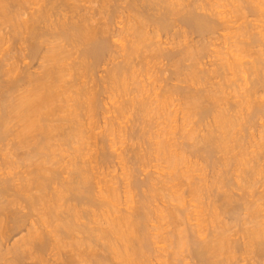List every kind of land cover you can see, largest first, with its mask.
Returning <instances> with one entry per match:
<instances>
[{
	"label": "bare ground",
	"instance_id": "1",
	"mask_svg": "<svg viewBox=\"0 0 264 264\" xmlns=\"http://www.w3.org/2000/svg\"><path fill=\"white\" fill-rule=\"evenodd\" d=\"M9 1L10 0H8V1L7 0H0V18L1 17L3 19L5 18L4 21L12 19L15 22V23H11V26H14V27H12V28H14V30L11 27H8L7 30H5L6 28L4 29V26L0 27L1 28L0 29V51H2V53L0 54V145L4 144L3 146H5V148L10 146V148L8 149L10 151V154H12L11 153L12 150H10V149H13V151H12L13 154L15 153V151L17 154V149H18V147H20L21 151H23V150L25 151V152L23 151L25 155L23 154V152H21V155L23 154L24 157L27 156V158L26 157L25 158L20 157V158L29 159V161H30L31 160L30 158H32L34 160V158L36 159L39 157L40 161L38 160L39 163L35 162L36 166L34 165L35 166L34 170H31L30 169L31 167H30L29 169L23 170L24 172L22 170H21L22 172L21 171H14L13 172L11 170H6V167L3 170L0 167V258H2V259L5 258V260L7 261V263L5 262L6 264H20V263L23 264L22 261H24L26 259H29V262H27L26 264H80L81 261H83V260L85 261L87 259H88L87 263L89 260H91V262L89 261V264H91L93 261L95 264H102V263H105V261L109 263V261H107L108 260L107 257L109 256L110 257L109 260H111L112 262H114V261L111 258H114V259L116 258L115 260L117 261V259H119V260H121V263L123 262L125 264H138V263H140V261L143 262V260L145 261V259L147 261L150 258L151 251H153L154 249L155 250L157 249L155 238H157L158 236H160V237L162 236L161 234H158L159 232H157L155 230L156 228L160 227L158 224L155 225L156 223L153 224L154 220L152 219V217H153V215H155L154 216L155 218L156 217L159 218V220H157L158 218L156 219L157 221L160 222L163 219L164 223H165V219H167L166 223L168 225H171V227H173L172 228L173 231L170 230L171 231L170 235L164 234V236L169 235V237H173V239L171 238L172 240L170 239V242L168 241L169 243H166V244H168V246H169L170 244L174 243V245L176 247L183 248V251H184V249H186V251L188 250L190 253H187V255L191 254L190 257L193 256V258L196 259L195 261H197L198 264H226V263H228L227 261L230 262L228 264H236V263L231 262V261H233V259L231 260V258H233V254H234L233 251L234 250L237 251L238 250L237 248H240V247L242 249V247L244 248L245 246L246 247L244 249L246 252L247 251L253 252L254 254L257 255V258L259 257L258 259L260 262L259 261H258V263L255 262L256 264H259V263L261 264V262H264V208L261 207L263 201L260 203L256 201V200H258V201L262 200L263 199L262 196L264 194L262 195L261 193H258V191L254 192L255 191L254 190L255 188L253 187L254 185L251 187L249 186L250 185L248 182L249 180L248 181L246 180L249 178L246 177V179H245V176L248 173L245 174V176H243L244 178L242 177L243 179L241 178L243 180L242 182L245 183V184H241V185H245V186H246V184H249V185L245 187L246 188L245 190L243 187L239 186L241 189L243 188L244 192L242 191L243 193L239 194L240 196H238L234 192V195L236 194V196H238V197L233 196V194H232L233 190L231 192L230 188L228 190V187H227L225 190L229 191L231 194L224 191V189L220 186L221 190L223 189V192L220 190L221 198L223 200V203H222L223 205L222 206H220V205L214 206L212 204L213 205V207L211 209L212 211L210 210L211 212H209V213H211L210 221L213 222L214 220L217 219L215 221L217 223H215V222L213 223L215 225H213L211 227V228H213V229H210L211 232H209V230L207 232L205 230L206 228H204L203 224H202V226L204 229L202 228V230H201V226H200L201 222L202 223L206 222V221H201L200 220L201 218L198 219L199 217H197L198 220L195 223L194 222L192 223L191 220L189 219L190 216H188V215H190V214H187L188 209H186V207H187V205L185 204L186 200L185 201L183 200L184 202L182 201V199L184 198V197L182 198V196H184V194H183V189L181 191L180 190L181 188L178 185L181 182V180H180V182L178 181V177H179V179H181L180 177H183V179L187 180L190 177L189 176V172H190L189 167L190 166L188 167L186 165V169L188 167V170H186L184 167L179 166L181 161L184 160L183 159L184 158L183 152L181 154L180 152H178L179 150L177 151V149H176V151H177L176 152L174 149H172V148H174L173 145L171 146V144L169 143L170 141H168L169 139L171 141L173 139V137H171V136L169 138L168 135L172 134L170 132L172 131V129H174V126H171L173 128L170 127L171 130H169V128L161 127V125H160L159 128H161V129H159L158 132H155L156 136L159 137L160 139L157 138V140L154 142L155 144L152 143V144H154L153 148L155 150V152H153V153H156V156L158 155L157 158L159 156H161V158H163V160L161 159L162 162L165 163L164 164L162 162H159V165L161 164L164 167L166 166V168H168V169L165 168L164 170L162 169L161 170L162 172H160L161 174L159 176L164 175L166 172L164 173L163 171L168 170L167 171L168 173H166V175H165V177L168 176L167 180L165 178H162V179H165V181H164V183H162V185H161V183L158 184V186H156V183H154L152 181V179L148 180L147 183H143L142 178H141L142 182H139L140 179H138V178L137 179L139 181H135L134 183L131 181L132 182L131 188H133V189L136 188V190H138L140 188L139 190H141V189L143 190L145 187H147V188H145L147 193H145V192L143 193L141 190L140 192H142V193L137 195L138 199L136 198L137 203L135 204L133 201L134 199L132 200V198H130L133 202H130L131 204L126 203L128 206L125 209L121 208L122 206L120 204L124 201H122L120 203L121 200H119L120 197H119V193H118L120 191H117L118 189L116 188L117 187L116 183H114L116 185L115 187H113L114 184L112 186L109 185L110 183L108 184L107 181L109 179H110V181H112L111 178H108V180H107V178L105 180H102L103 178L101 177L102 179H100V177H99L100 175L98 173L97 174H98L99 179H97L95 176L96 172L98 171V170H96L97 166L95 168L94 165H92L90 163L88 164V162L90 160H88L86 162L87 165H90V166H85L86 164H85L84 160H82L80 158H78V160L76 159L77 161H79V159H80L79 163H82V161H83L84 164L82 163L81 166H79L80 164L77 165V163H74V164H76L74 166L69 165L70 167H72V166L73 167L70 170L68 169L69 170V171H67L68 173H65V174H68V175L70 174V176L65 178V181H63L64 175L62 176L63 177L62 178L61 175L63 173L60 174V171H59L63 167L61 169H59V167H61L59 165H58L59 166L58 168L56 166L54 167L51 164L49 165V162H47V160H52V159H49V157H51V156H49L48 152L44 151L46 149H49V150L51 149L49 147L52 146L50 143L53 140L52 138L56 137V141H57V139L59 141V138L62 139V141H68V140H71L73 138L76 141V139H75L76 136L78 138H80V137L82 138V136H84L83 135L85 132L84 130H86L88 128L84 129L82 126V123H81L82 121H80L82 118V117H80V115H81L80 110H82V112L84 110L86 114L88 113V115L89 114L91 115L94 107L96 108L97 104L100 103V102H98L96 104L94 102L96 100L94 98V96L99 94V93H97V94L94 93L95 95L90 94V92H88V90H85V89H87V86L83 88V86L81 84H80V88H78L79 87L78 84H77L78 87L74 86V83L78 80V78L76 79V81L73 80L76 77H78V75H75V71H78L79 69L82 71V69H84L83 67H85V69H86V67L87 68H93L97 64H99V63L101 64V62H105L107 59V61L109 60L108 62H110L112 64V65L109 64L110 67L107 68V72L109 74L107 76H110L111 79L114 78L115 80L113 79V81H117L116 78L119 79V77H121V75H122V72L124 73L125 70L128 69V71H129V68H131L130 64H133L129 61V56L131 54L130 50H132L133 46L135 45V41L137 42L136 44L139 45L138 41L143 42V40H145L147 38L149 41V39L153 36H157V35L160 36L161 32H162L163 37H164V35L175 36L174 34L186 35L188 33H191V34L196 33L197 35H206L207 37H209L210 34L213 35V33H216L220 29H222L221 31H225L223 33L227 34V32H226V30H224V28L226 26H228V24H229L228 22L231 20V24H232L233 20L238 19V18H236V19L232 20L231 17L233 15V13H234V15L237 14L236 17H239V18H241V16L243 17V15L246 16V14L249 11H251V13H253L254 10H258L257 8H259L258 6L261 4L262 1L261 0H222V2H221V0H95L98 2L97 8L99 10H97V11L99 13H102V15L98 18L96 16H95L96 18H94V15H95L94 11H96V10H93V9H92L93 12H91V13H89L90 11L89 12L85 11L84 13H82V11L79 9H82L84 5L82 6L81 4H77L76 2L78 0H34L32 2V3H34L33 6H31L32 4H29L31 6V8L27 5V9H26L25 5L20 6L24 3V0H21V1L20 0H11V4ZM12 1H13V3H12ZM22 1H23V3H21V4L17 3V2H22ZM15 2H16V4H14ZM258 3H259V5H258ZM12 4L15 6L19 5L20 7L19 6L18 7L20 9L23 7L22 9H24V10L25 9L28 10V8H29V10L27 11L28 16L25 15L26 17H21V15H22V13H24V11L22 10L23 12H20L21 10L18 7L15 8V6H14L15 9H14ZM224 4H226V5L228 4V7L224 6ZM9 6H11L10 8L13 9V11H15V10L17 11V12L15 11L16 14L12 13L11 9L8 8ZM81 6H82V8H81ZM221 6H224V8L227 7L226 8L227 10H222V8L220 9L219 7H221ZM229 6H231V7L229 8ZM262 6L263 5H261V7ZM90 7H91V4H90ZM77 8H79V9H77ZM88 8H89V6L86 5L84 10H86ZM9 9L11 12L9 11ZM18 10H20V11H18ZM259 10H261V8ZM262 10H264V7L262 8ZM79 11H81V12H79ZM245 11H246V14H245ZM98 12L96 13L97 15H98ZM263 12H262V14H264ZM254 13H255V11H254ZM11 14H12V17H11ZM22 16H24V15H22ZM117 17L119 18V20L116 21L118 23V25H115L117 23H114L115 22L114 19ZM241 20H242V18H241ZM2 22H3V20H2ZM2 22H0V23H2ZM245 22H239L240 25L244 24V23L245 24L242 26L238 25L239 27H237V29L235 28L236 27L235 26L234 28L236 30L233 28L234 31H236V32H234L235 35H237L239 37L242 36L244 38H242L241 40L239 39V41L236 42V40L234 41L232 39L233 37H231V39L233 40V41L232 40L231 41L233 42L234 48L231 49L230 51L228 49L227 51H229V52L225 51L226 53H229V57H227V58L223 57V59H221L222 61L221 60H219V61L221 62L220 65H221V68L224 69V71L226 69V71H228V72L230 71L232 74L235 75V72H237V73L238 72H246L245 70L248 69L251 72V75L253 73V75L256 76L255 77L256 81L253 80V82L255 81V83H253L254 85L251 86L253 88H250L252 93L250 94L249 91H246V90H248V87H246L247 89L244 90L246 92L243 91L241 93V94H243V93L246 94L247 92H249L248 95L244 94V96L246 97L245 101L242 99L244 104L247 103L249 105L251 103L250 100L253 101L255 99V98H253L252 94H253L254 90L257 89V87H254V86H259V85H260V87L264 86V72L262 74L259 72V71L264 70V57H263L264 55L262 56V54L264 52H261V50H258V49H257L258 50L257 51L255 48H254V51L252 50L253 52H250L251 51L250 47L254 46L256 44V42L261 43L260 37H262L264 35H261V36L258 35L261 33L263 34V32L260 31L261 28H259L260 30L258 29L260 31V33H258L259 31H257V30H256L257 32L256 31L252 32L251 29L254 27L250 28L252 25L250 26V24L247 23L249 21H245ZM236 24H238V21L236 22ZM261 27H263V24ZM229 28H232V25H230ZM2 29L5 30L4 32L7 31L6 35L9 37L12 36L11 37L12 39L15 37V35H17V37H18V35H20L19 40H21L22 44H24V45L23 46L19 45V47L17 45V47H16L15 46L17 43L15 40V39H17V37H16L13 40L14 41L13 44H15L14 48H17V49L14 50L13 46L11 48L10 45H7V47L6 46L3 47V45H5V43L7 41H9V38L5 35V33H2L3 32ZM9 29H10V31H12V30L13 31L10 32ZM172 31H173V33H171ZM8 32H10V33H8ZM221 33H219V34H221ZM162 35H161V37H162ZM221 35H223V34H221ZM181 36H183V35H181ZM227 36H229V35L227 34ZM258 36H260V37H258ZM175 37L177 38L179 36L177 35ZM155 38L157 39V37H155ZM176 38L173 37L172 41H174V39H176ZM228 38H230V37H228ZM228 38H226V39H228ZM163 39H161V40L158 39L157 41L150 42L151 46H152V43L154 44V47H152L153 50H151V48H150V51H153L152 55H154L156 58L157 57H163V59L167 58V60L171 61V59L173 60L174 57L175 58L178 57L179 54H180L179 58L181 57V54H184V55H186V57L184 59L186 61L189 58V56L191 55L190 50L192 51V49H189V48H193V50L196 48L195 44H194L195 48L194 47L188 48L185 46V47H183V49H181L183 44L181 46V44L178 45V43L176 42L177 45L181 47L180 48L181 50L176 49L177 50L176 51V50L172 49V48H175V47H173V45H171L172 47L165 45V44H171L172 41L170 42V38H166L165 41H163ZM222 39H224V36L222 37ZM153 40L154 39H152L151 41H153ZM198 40H200V39H198ZM145 41H147V40H145ZM161 41H163V42H161ZM21 42H18V44H21ZM187 42H189V41H185V43H187ZM211 42L210 43L207 42V43L211 44ZM150 43H148V44L150 45ZM201 43H202V41H201ZM226 43H230V40ZM6 44H8V42ZM144 44L146 46V47L144 46L145 51H147L149 49V47H151V46H148L146 43H144ZM172 44H174V43H172ZM187 44H189V43H187ZM191 45H193V44H191ZM202 45H203V43H202ZM129 46H130V48H129ZM227 46L229 47V45H227ZM147 47H148V49L146 50ZM204 47L206 48L205 45H204ZM251 48H253V47H251ZM135 49H137V46ZM197 49H198V47H197ZM13 50H14V52L16 51L17 54H19L18 56L14 55V58L18 57L17 59H15V61L17 60L16 63H14L13 61H10L12 63H9L10 59H8V62H6L7 58H10L11 52L14 54ZM202 50H204V49L202 48ZM215 51H216V49H215ZM16 52H15V54H16ZM136 52L137 51L135 50V53ZM74 53H77L75 58H77L78 60L74 61L73 59H71V60L69 59L70 60V63H69L68 58H70V56H72V54H74ZM195 53H196V51H195ZM251 53H252V56L254 54L255 55H254V58L252 60H249L248 57H249V55H251ZM149 54H151V53L149 52ZM144 55H148V54H144ZM246 55H248L247 59H244ZM117 57H121V59L118 58V59H120V60H118ZM195 57L196 56H194V58ZM11 58H12V56H11ZM115 58L117 59V61L114 60ZM130 58H131V56H130ZM183 58L184 57L182 56V59ZM194 58L191 55L190 59L194 60ZM190 59H188V60H190ZM33 60H35L34 63H33ZM66 60H68V62ZM131 60H132V58H131ZM142 60H143V58H142ZM180 60L181 59H179V61ZM187 61H186V63H187ZM194 61H196V59ZM17 62L18 63L20 62V63L17 64ZM176 62L178 64L177 60H175L174 63H176ZM200 62L201 61H199V65H200ZM179 63L182 64L183 60L180 61ZM187 64H189V63H187ZM169 65H170V62L168 64V66ZM173 65H175V64H173ZM182 65L185 68L186 64L183 63ZM182 65H181V67H182ZM190 65H189V67L191 68L192 65L191 66ZM193 66H194V64H193ZM193 66L191 69H193ZM259 66H261L260 70H259ZM132 67H133V65H132ZM175 67H177V65H175ZM175 67L173 66L172 70L175 69ZM94 68H93V70H94ZM187 68H188V66L186 65L185 71H187ZM190 68H188V69H190ZM200 68H202V67H200ZM180 69L181 68H179V71H180ZM213 69H215V68H213ZM80 70L78 71V74H81V73H79ZM90 70H92V69H90ZM132 70H133V68H132ZM168 70L170 71V69H168ZM182 70H183V67H182ZM84 71H86V70H84ZM202 71H204V70H202ZM208 71H210V70H208ZM172 72L174 73L175 71L173 70ZM193 72L195 75V73H196L195 69H194V71H192V73ZM205 72H203V73L205 74ZM214 72H216V71H214ZM105 73H106V71H105ZM129 73H130V71H129ZM173 73H172V75H175ZM175 73H177V72H175ZM189 73H191V72H189ZM200 73L202 74L201 71H200ZM200 73L198 75H200ZM231 73H228V74H231ZM237 73H236V75H237ZM86 74H89V73H86ZM131 74H133V73H131ZM186 74H188V73L186 72ZM186 74H185V76L187 78ZM206 74H208V73H206ZM239 74H241V73H239ZM133 75H135V74H133ZM169 75L171 77L170 72H169ZM177 75H178V73H177ZM196 75H197V73H196ZM205 75H203V76H205ZM73 76H74V78H73ZM84 76H85V74H84ZM90 76L91 75H88L87 77H90ZM175 76H174V78H175ZM189 76H191V74ZM203 76H201V77H203ZM67 77H69V78L66 79ZM79 77H81V76H79ZM87 77H86V79H87ZM192 77H194V76H192ZM192 77H190V81H191ZM239 77H241V76L239 75ZM182 78H184V76ZM186 78H184V79L186 80ZM197 78H199V77H197ZM203 78H201V81L205 80L207 77L204 79ZM216 78H218V77H216ZM220 78H222V77L220 76L219 79ZM91 79H93V78H91ZM107 79H108V77H107ZM199 79H197V80H199ZM245 79L247 80V78H245ZM248 79L251 80L252 77L248 78ZM79 80L82 81L81 78ZM166 80H168V79H166ZM132 81L134 82V80H132ZM132 81H131V83H132ZM215 81L217 83L218 79ZM231 81H232V79H231ZM235 81L236 80L234 78V82ZM259 81H261L262 83ZM125 82L126 81H124L123 83H125ZM221 82H222V79H221ZM221 82L219 84H222ZM94 83L95 82H93V84ZM137 83L134 82V84H137ZM200 83L202 84L203 81ZM227 83H228V81H227ZM250 83H251V81H250ZM150 84H152V83H150ZM153 84H154V82H153ZM181 84H183V83H181ZM181 84H180V87H179V84L177 85L176 93L179 90L181 91V89L178 90V87L184 88L183 86L181 87ZM231 84L235 85V83H231ZM98 85H100V84H98ZM105 85H106V83H105ZM116 85H117V83H116ZM154 85H156V84H154ZM172 85H170V86H172ZM224 85L227 87L226 84H224ZM228 85L230 86V83ZM237 85H238V83H237ZM73 86L75 87V89L77 88L76 90L73 88L75 91H73L71 89ZM118 86H121V85L119 84ZM174 86H176V85H174ZM174 86L172 89H175ZM216 86L219 87L218 84H216ZM90 87H91V89H93L92 86H90ZM127 87L125 89H127ZM146 87H147V85H146ZM208 87L209 86H207V88ZM239 87H241V85ZM108 88H110V87H108ZM114 88H115V86H114ZM198 88H199V86H198ZM222 88H224V90H225V87L223 85L221 87V91H224V90H222ZM235 88H237V86ZM235 88H232V89L235 90ZM242 88H240V89H242ZM70 89L73 91V93L69 95L68 93L72 92ZM91 89L89 91H91ZM165 89H162L163 92L164 91L168 92L170 90L168 92L169 94L161 95V96H163L162 98L159 96L161 98L160 100L158 98L156 99V97L154 96L156 101L158 100L157 101L158 104L156 103V106H155L156 109L154 107L151 108L150 104H152V103H150V102L147 103V101H148L147 97L146 98L140 97L143 94L140 96L139 95L137 96V93H139V92H136V91L139 89H134L136 91H133V92H136V93H134V94H136V96L133 95L132 96L133 98H131L128 101H126V99H127V97H126V99H125L126 103H123L122 105H126L128 103L129 104L131 103L130 105L133 106L136 104V107L134 106V108L138 109L136 111H139V113L143 114V116L146 115V116H144V119H146L145 117L148 116L147 115L148 113H150L152 111L154 112V110H157V112L159 114L160 109L164 110L165 107L172 106V104L170 103V96H169L170 94H172V91H171L172 89H169V88L166 90ZM212 89H213V85H212ZM214 89H215V87H214ZM240 89H239V92H240ZM259 89L260 88H258L257 90H259ZM131 90H130V92H132ZM153 90H154V88H153ZM196 90H197V88H196ZM196 90L193 89V91H196ZM198 90L195 93L192 92V90H190L192 92V94L190 92H189V94H187L188 93L187 91H189V90L184 89V91H183V89H182L181 92H187L186 93L187 97L185 96L184 99L188 98L187 100L186 99L182 100L183 102L187 101L186 103L188 105V106L186 105L188 108L186 106H184L187 108L188 111H187V113H185L183 111L184 112L183 116L188 115V117H190L192 115H195V116H198L199 119L205 120V118L209 115L210 118L212 117L211 122H209V124L211 123L212 125L210 124L208 126L209 128L207 127L208 130H206V133H205V135L202 136V139H200V137H199L200 134L197 133L198 134L197 137L200 139V141H202V145L199 148L198 145H200L201 142L198 139V141L200 143L198 144V141H196L198 145L195 143L197 145V146H195L196 149L194 150V147H192L193 148L192 150H194V152L198 151V153L200 152L199 150H203V152L202 151L201 152L203 154L205 152L208 155V156L205 155L206 158L207 157L209 158L211 156H215V154H213V153H216V151H218V152L219 151H221V152L222 151H224V152L228 151L229 152L230 149L234 150V147H236V145H235L236 142L238 143L239 140L242 141L244 138V136H242L240 138L241 131L239 130L240 131L239 132V131L235 130V128H234L235 126H237L236 124H237V119L239 116L233 114L234 109L232 110L233 113H229V111H227L228 109L226 110V108H227L226 105H225V108H223V107L219 108L220 106H222L224 101L221 105L219 103H216V102L221 101L220 99H222L224 97H220V95L218 96V94L221 93V95H223L225 93L218 91V90H216V92H213L214 90L211 91L210 87H209V90L211 92L208 89L204 92L201 89H198ZM126 91H128V89ZM174 91L175 90H173V92ZM180 91L178 93H181ZM114 92H116V91H114ZM258 92L259 91H257V94H258ZM101 93H103V92H101ZM254 93L256 94V91ZM182 94L183 93H181V95ZM131 95H130V97H131ZM144 95H146V93ZM152 95H150V96H152ZM172 95H174V94H172ZM176 95L179 96V94H176ZM225 95H227V93ZM182 96H184V95H182ZM251 96L253 99L251 98ZM68 97H69V100H71V101H69L67 99ZM100 97H102V96L100 95ZM154 97H153V99H154ZM254 97L260 98L259 96L258 97L254 96ZM149 98L152 99V97H149ZM248 98H251V99H248ZM98 99L101 100L100 98H98ZM155 99L149 100V101H155ZM225 99L226 98H224V100ZM261 99L264 101V97H262ZM261 99L259 101H257L258 103H256V102L251 103L253 105L252 110L255 113V114L253 113V116H256L257 113L258 114L261 113V115H262V112L264 111V106H263L264 104L261 103V102H263V101H261ZM145 100H147V101H145ZM167 100H169V101H167ZM239 100H241V99L239 98L238 102H239ZM66 101L71 102V104L69 105V103H68V105H66V104L63 105V103H65ZM236 101H234L233 102L234 104L231 105L232 108H234L233 105H237V104L241 103V102L240 103L237 102L235 104ZM96 102H97V100H96ZM243 102H242V104H243ZM169 103L171 105H168ZM210 103L212 105H210ZM231 103H229V104H231ZM95 104H96V106H95ZM153 104H155V102ZM217 104L220 106H218ZM247 104L245 106H247ZM103 105H104V103H103ZM166 105H168V106H166ZM175 105H176V103H175ZM216 105L218 106L219 109L217 108ZM252 105H249L248 108H246L245 106L244 107H245V109H248V110L250 109V111H251ZM98 106H100V105L98 104ZM149 106H150L151 110H150ZM214 106H216L217 109H214ZM223 106H224V104H223ZM240 106L242 107L241 104H240ZM240 106H237V107H240ZM129 107L130 106H128V108ZM184 107H182V108H184ZM228 107H230V106H228ZM244 107H242V108H244ZM114 108L116 109V107H114ZM128 108L126 110H128ZM148 108H149V110H147ZM135 109L133 110L134 112H135ZM169 109L171 110V108H169ZM106 110H108V107ZM120 110L122 111V109H120ZM166 110H168V109H166ZM116 111H117V109H116ZM179 111H180V109H179ZM250 111H249V113H251ZM169 112H168V114H169ZM85 113L83 112L82 115ZM120 113L119 114L117 113V114L121 115ZM117 114L116 115L113 114V115L116 117ZM133 114H135V113H133ZM141 114H140V116H141ZM168 114H165V115H168ZM211 114H212V116H210ZM94 115H95V113H94ZM94 115H92L91 118H93ZM161 115H163V114H161ZM169 116H171V113ZM175 116H176V114H175ZM123 117H126V116H123ZM155 117H157V115L154 116V118ZM172 117L170 119H172ZM252 117L250 115V118H252ZM83 118H85V117H83ZM149 118H151V117H149ZM149 118H148V120H149ZM162 118H164V117H162ZM244 118H245V116H244ZM129 119H130L129 121H131V118H129ZM135 119H137V118H135ZM179 119L178 120L176 119L175 122L177 123V121H179ZM195 119H196V117H195ZM240 119H241V117H240ZM240 119H238V120H240ZM245 119H247V118H245ZM255 119H253V121ZM110 120H108L109 121L108 124L112 123V122H110ZM116 120L117 119H115V121ZM120 120H118V121H120ZM164 120H165V118H164ZM189 120H191V119H189ZM125 121H126V119H125ZM153 121H154V119H153ZM162 121H163V119H162ZM248 121H249V119H248ZM196 122H199V120ZM201 122H203V121H201ZM201 122H199V123L201 124ZM88 123H90V121ZM147 123L148 124H146V125L150 126L151 129H153V127L150 125V123L149 122H147ZM155 123H157V121L156 122L154 121V124ZM166 123H168V122H165V124ZM183 123L186 124L187 121L183 122ZM86 124L87 123H85V125ZM106 124L107 123H105L103 125L105 126ZM141 124L139 126H141ZM151 124H152V122H151ZM159 124L160 123L158 122V125ZM239 124H241V121ZM248 124H250V123H248ZM252 124L253 123L251 122V125ZM90 125H91V123H90ZM92 125H94V124H92ZM117 125H119L118 122H117ZM142 125H144V121H143ZM133 126H135V125H133ZM147 126H146V128H148ZM195 126L198 127L197 125H195ZM195 126H193V127H195ZM92 127H95V126H91L89 129H91ZM111 127H113V126H111ZM111 127H110V129H111ZM129 127H131V126L128 125V128ZM179 127H180V124H179ZM186 127H188V126L186 125ZM186 127H184L185 131L188 130L187 133H185V135H187L186 139H190L192 137H195L193 139H196V136H194V134H196V132L198 130L194 133L195 130L194 129L191 130V128H192L191 124L189 126L190 130H189V128L186 129ZM245 127L243 126L244 131H246V129L248 128V127H246V128ZM115 128H117V127H115ZM144 128H141V129L143 130ZM198 128L200 129V127H198ZM198 128H195V129H198ZM204 128L207 129L206 127H204ZM92 129H94V128H92ZM123 129H124V127H123ZM154 129H156V128H154ZM154 129H153V131H155ZM157 129H158V127H157ZM95 130H96V128H95ZM103 130L105 132V129H103ZM133 130L134 129L132 128V131H131L132 133L130 132L131 136L133 134V137L134 136L137 137L136 136L137 134L136 133H135L136 135L134 134V132L138 131L137 127L135 128L136 131L134 130V132H133ZM182 130L184 131V129H182ZM53 131H55L54 132V134L56 135L55 137H53V135H54L52 133ZM111 131L113 134L112 129H111ZM111 131L109 130V127H108V132H111ZM120 131H122V130L120 129ZM140 131L141 130H139V133H140ZM145 131H142V132H145ZM235 131L239 132V135H238L239 139L238 140L234 137V135L236 136V133H237V132L235 133ZM99 132H100V130H99ZM99 132H98V134L101 133V132L100 133ZM116 132H117V130H116ZM150 132H152V130H150ZM105 133H107V130ZM114 133H115V131H114ZM125 133H127V132H125ZM174 133H175V131H174ZM176 133H175V135H176ZM85 134H86V132H85ZM143 134L145 135V133H143ZM143 134H141V135H143ZM249 134H251V133L249 132ZM87 135H88V137H90V135L92 136L91 132L86 134V137H87ZM246 135H248V134L246 133ZM262 135L264 136V134H262ZM149 136H147V137H149ZM249 136H251L250 139L253 138L252 135H249ZM94 137H97V135ZM140 137H139V139H140ZM152 137L154 138V136H152ZM232 137H233V139L235 138L236 140L234 139L235 140L234 141L232 139ZM150 138H151V136H150ZM83 139H85V138L83 137ZM94 139H93V141H94ZM99 139L103 140V138H99ZM230 139L232 141H234V144L233 143L230 144V141H229ZM104 140H106V138ZM78 141H80V140L78 139L77 143H78ZM96 141L98 142V140H96ZM110 141H111V139H110ZM176 141L177 140H175V142ZM259 141H260V139L258 141L256 140L257 143ZM263 141L260 142L259 144H262ZM53 142L55 143V139ZM81 142H83V141H81ZM151 142H153V141H151ZM101 143H102V145H104L103 144L104 142H101ZM143 143H145V141H143ZM257 143H254L255 147H256ZM98 144H99V142H98ZM113 144H114V142H113ZM150 144H146V145L149 147ZM193 144L194 143H192V146H193ZM243 144H240V145H243ZM56 145H54L55 148H56ZM135 145H137V143ZM138 145L140 146V143ZM240 145L237 144V146H239V149L241 147ZM262 145H260V146H262ZM60 146H62V145H60ZM91 146H92V144H91ZM139 146L137 148H139ZM96 147H97V148H95L96 150L100 149V148H98V146H96ZM148 147H144V150H145V148L148 149ZM151 147H152V145H151ZM197 147L199 149H197ZM259 147H256V148H258V150H259ZM69 148H70V146H69ZM80 148H82V146ZM103 148L104 147H102V149ZM107 148H108V146H107ZM112 148H113V146H112ZM184 148H186V146ZM242 148L244 149L246 147L243 146ZM260 148L262 149L263 147H260ZM14 149H16V150L14 151ZM83 149H85V147H83ZM86 149L88 150V148H86ZM131 149L133 151L137 150L136 147H135V149H134V147H132ZM246 149H244V150L246 151ZM254 149H253V152L255 151ZM105 150H107V149H105ZM108 150L106 151V153L110 152V151L108 152ZM129 150H127V151L129 152ZM149 150H150V147H149L148 151ZM154 150H151V152ZM171 150H174L175 152L174 151L172 152ZM192 150H191V152H193ZM6 151H7V149H6ZM100 151H101V149H100ZM148 151H147L146 155L149 154ZM55 152H57V151L55 150ZM95 152H97V151H95ZM140 152H142V151H140ZM151 152H150V154H151ZM1 153L3 154V152H1ZM106 153H101V154L103 155ZM236 153H237V151H236ZM257 153H259V152H257ZM57 154H58V152H57ZM57 154L55 153L56 156H57ZM59 154H60V152H59ZM59 154H58V156H60ZM80 154L83 156L82 153H78L79 156H80ZM109 154H111V153H109ZM114 154H115V152L112 155L114 156ZM136 154H135V156H137L136 158L139 160L146 157L145 155L143 157L141 155L139 156ZM9 155L7 153V155H4V156L6 158ZM118 155H120V154H118ZM200 155H202V154H200ZM243 155L244 154H242L241 156H243ZM13 156H15V155H13ZM47 156H48V158H47ZM62 156H64V155H62ZM107 156H108V154L104 155L105 158L102 156L103 157L102 159L106 160L108 158ZM128 156H130V155H128ZM91 157H93V156H91ZM94 157L97 158V156H94ZM100 157L98 159L101 161ZM153 157H152V160H153ZM257 157L259 158V156H257ZM9 158H10V156L8 158H6V160H8ZM20 158H18V159H20ZM61 158H63V157H61ZM83 158H85V157L83 156ZM136 158H134V157L132 158V156H131V158H130V160L132 159L131 163H132L133 159L136 160ZM206 158H204V159H206ZM229 158L230 157H228L227 161L229 160ZM240 158L241 159L238 158L240 160V164H241V161H242V164L245 161H249L246 159L244 160L243 159L244 156H243V158L242 157H240ZM251 158H252V156H251ZM254 158H256V156ZM15 159L13 160L14 162H16ZM18 159H17V162H18ZM58 159L57 160L59 162L60 158H58ZM202 159H203V157H202ZM211 159H212V157H211ZM211 159H210V161H212ZM213 159H214V157H213ZM215 159H216V161H218V157H216ZM57 160H55V164H56ZM104 160H102L101 163H103ZM192 160H193V158H192ZM232 160H233V157H232ZM3 161H5V159ZM13 161L11 160L8 162L10 166H11L10 162H13ZM26 161L27 160H25V162ZM97 161H96V163H97ZM235 161H236V159H235ZM17 162H16V164H18ZM110 162H111V160H110ZM119 162L123 163V159H122V161H119ZM220 162H223V161H220ZM4 163L2 165H4ZM35 163L33 162V164H35ZM106 163H107V161H105V164ZM122 163H121V166L122 165L124 166L125 162H124V164H122ZM213 163H215V162H212L211 164H213ZM14 164H12V165H14ZM33 164L31 163L32 166H33ZM185 164H187V162H185ZM189 164H192V162H190ZM234 164H237V162ZM245 164H246L245 165V167H246L248 162L247 163L245 162ZM117 165H118V163H117ZM225 165H226V163H225ZM10 166L8 168H12ZM99 166H98V168H100ZM143 166H145V165H143ZM147 166L148 165H146L145 167H147ZM219 166H220V164L218 165V167ZM221 166H222V163H221ZM66 167H67V165L65 166V168ZM139 167H140V165H139ZM208 167H212V166L210 165ZM242 167H244V166H242ZM65 168H64V170H65ZM94 168H95L96 172L93 171ZM182 168L184 169V171H189V172L184 173ZM254 168H257L256 165ZM159 169H160V167H159ZM222 169H226V168H222ZM250 169H252V166L247 171L250 172ZM12 170H14V169H12ZM124 170H125V168H123V171ZM148 170H149V168H148ZM219 170H221V169H219ZM242 170L240 169V171H242ZM252 170H251V173H252ZM130 171H129V173H130ZM133 171L136 172L135 167H134V170H132V172ZM141 171H142V169H141ZM146 171H147V168H146ZM152 171H154V170H152ZM65 172H66V170H65ZM125 172H126V170H125ZM246 172L243 171V173H246ZM149 173H148V175H150ZM200 173H198V174H200ZM136 174L138 176V173H136ZM157 174H155V175H157ZM195 175H197V174H195ZM248 175L251 176L250 173ZM59 176L61 177L62 180L60 179ZM107 176H109V175H107ZM239 176H237V179ZM65 177H66V175H65ZM114 177H115V175H114ZM202 177H205V176H202ZM123 178H125V177H123ZM132 178H133V176H132ZM145 178L147 179V177H145ZM176 178H177V180H176ZM130 179L131 178H129L128 180H130ZM137 179L135 178V180H137ZM153 179H154V177H153ZM192 179L194 180V177ZM229 179H233V178H229ZM244 179H245V181H244ZM113 180H115V179H113ZM122 180L124 181L125 179H122ZM218 180H219V176H218ZM156 181H157V179H156ZM225 181H223V182H225ZM246 181H247V183H246ZM118 182H121V181H118ZM159 182H160V179H159ZM161 182H163V181L161 180ZM188 182H189V184H188ZM188 182H187V184L189 186L188 189L192 188V191L189 190L188 192L191 191V193H192L191 195L193 196V194H194V195H196L195 197L197 198L200 187L196 186L195 183H192V180L188 181ZM229 182H231V181L229 180ZM258 182H259V180H258ZM53 183H54V186H52ZM143 184H145V185H143ZM192 184L195 186H193ZM219 184H221V182ZM227 184H228V181H227ZM239 184H240V182H239ZM126 185H127V183H126ZM129 185H131V184H129ZM142 185L145 187H141ZM216 186H218V185H216ZM222 186L224 187V185H222ZM226 186H229V184L226 185V183H225V187ZM202 187H203V184H202ZM231 187H232V185H231ZM247 187H250V190H252V192H253L252 193L250 190H248L249 191V192L247 191L249 193L248 197L250 194L254 195V193H256L257 195L258 194H260V195H258V197H257V195H255L256 199L254 197H250V198H252V200L250 198H246L247 194L245 195V191L247 190ZM252 187H253V189H251ZM49 188L52 190L50 191ZM178 188H180V189H178ZM145 189H144V191H145ZM120 190H122V189H120ZM158 190H159V195L162 192L160 190H164V191L166 190L165 195H164V192H162L163 194L161 193V195L165 196V197L164 196L161 197L162 199L165 198V199H163L164 201L166 200V198H169L170 200L176 199L175 203L178 202L177 204H179L180 206L176 205L175 203H170L168 200V202H166L165 205L168 203L171 205H169V204L166 205L165 209L162 206V208H161L162 210L157 209V208H155L153 210L152 209L153 206H152V208L150 206H151L152 200L154 201V197L156 195L155 193H156V191L158 193ZM210 190H211V188H210ZM212 190H213V188H212ZM214 190H216V187ZM124 191H122L123 194H124ZM127 191H128V188H127ZM127 191H125L126 194L129 192V195L127 196V198L129 196L133 197V195L130 194V192H132L131 189H130V191H128V192ZM216 191L218 192V188ZM236 191H238V190L236 189ZM137 192H139V191H137ZM209 192L210 191H208V193ZM215 192H214V194H215ZM135 193L136 192H134V194ZM191 195H189L190 198H193V197H191ZM253 195H251V196H253ZM157 197H159V196H157ZM157 197H156V199H157ZM214 198H216V196ZM130 199H129V201H130ZM174 200H173V202H174ZM201 200H202V198H201ZM201 200H200V202H201ZM126 201H128V200L126 199ZM212 202L214 203L213 200H212ZM155 203H157V201ZM155 203H154V205H155ZM163 203L161 202L162 205H164ZM256 203H259V204H256ZM158 204H156V205H158ZM200 204H202V203H200ZM181 205H182V207H181ZM196 205H198V204L196 203ZM205 205H207V204H205ZM200 206L201 205H199V207ZM202 206H203V204H202ZM155 207H157V206H155ZM191 210L192 209L190 208V211ZM199 210L198 211L195 210V211L199 212ZM157 211H158V214H155ZM241 211L243 213H241ZM221 212L222 213L224 212L225 214H227L226 217L230 218L231 221H233L234 223L237 222L238 225L240 223V225H241L240 230H241L242 238H240V235H239L240 233L239 234L236 233V234H238V236H235L234 233L232 235H231V233L228 234L227 231L230 230L232 232L233 230H235L237 224L235 223V225L233 226L234 229L232 228L233 230H231V228H229V226H227V225L229 224L231 227V225H233V224L231 222H229L230 219L229 220L225 219V221H228V223L223 221L224 219L221 220L219 218V215ZM194 214H196V213H194ZM202 214L199 213V215H202ZM94 217H96V218H94ZM98 217H100V218L98 219ZM101 217H103V218H101ZM224 218H225V216H224ZM100 219L101 220L103 219V220L101 221ZM151 220H153L152 224L149 223ZM203 220H205V219H203ZM210 224H212V223H210ZM240 225H239V227H240ZM163 226L166 227V225H162V227ZM150 228H155V229H153V231L155 230L156 233H154L153 231L151 232L150 230H152V229H150ZM166 228L171 229V228H169V226ZM203 230H205L204 231L205 235L203 234ZM168 231H166V232H168ZM170 231H169V233H170ZM235 231L237 232V230H235ZM166 232H164V233H166ZM208 233H210V234H208ZM75 234H76V236H75ZM77 235H78V237H77ZM229 235H231V237L234 235L238 241L236 240V238L235 239H234V237L231 238ZM164 236H162V237H164ZM160 237H158L157 240L159 239V241H160V239H162V237L161 238ZM166 238H168V237H166ZM166 238H164V239H166ZM238 238H240V240ZM168 239H166V240H168ZM244 239L246 240V244H245ZM241 240L244 241V244H242L244 246L241 245V242H243ZM239 241H241V242L239 243ZM96 243L100 244L101 251L102 252L106 251V253H108V256L107 255H98L97 253L94 252V250L92 249V245L96 244ZM163 244L160 243V245L163 246L162 248H164V245H165V244L164 245ZM67 245H69L71 247V249L69 250V253L67 254V252H65L67 250H65L64 251L65 254L63 253L64 254L63 257L62 258L59 257L62 255L61 254L62 252H60L61 249ZM170 246L172 247L173 245H170ZM1 247H3V248H1ZM176 247H175L176 251L182 250V249H178V248H177L178 249L177 250ZM98 248L99 247H96L97 250H98ZM100 248H99V250H100ZM63 249H62V251H63ZM94 249H95V246H94ZM241 249H239L238 251L240 252ZM244 249H242V250L244 251ZM159 250H160V248H159ZM243 251H242V253H243ZM161 252H162V250H161ZM173 252L175 253V251H172V253ZM179 252H177V253H179ZM155 253H156V251H155ZM157 253H160V252H157ZM169 253L170 252L168 251V254ZM172 253H170V254H172ZM240 253H238L239 254L238 256H240ZM7 254H11V256L8 257ZM175 254H173V255H175ZM245 254H247V253H245ZM245 254H244V256H246ZM153 255L151 258H153ZM157 256L155 255V257H157ZM160 256H162V255H160ZM163 256L165 258L166 255H163ZM236 258L238 259L239 257H236ZM240 258L237 261H240ZM161 259H163V258H161ZM166 259H168V258H165L164 260H166ZM171 259H173V258H171ZM184 259H186V258L183 257V261L185 262ZM244 259H246V258H244ZM58 260H59V262H58ZM164 260L162 262H164ZM181 261H182V259H181ZM162 262H160V264ZM174 262H177V261L174 260ZM234 262H235V259H234ZM1 263H2V261H1ZM84 263H86V262H84ZM119 263H120V261H119ZM119 263L117 261V262H114L113 264H119ZM171 263H173V261ZM178 263H179V260H178ZM255 263H252V264H255ZM109 264H111V262ZM162 264H170V263L168 260H166L165 263H162ZM181 264H182V262H181Z\"/></svg>",
	"mask_w": 264,
	"mask_h": 264
},
{
	"label": "rangeland",
	"instance_id": "2",
	"mask_svg": "<svg viewBox=\"0 0 264 264\" xmlns=\"http://www.w3.org/2000/svg\"><path fill=\"white\" fill-rule=\"evenodd\" d=\"M8 1V0H7ZM21 1V0H20ZM34 0H24V3H23V1L22 2H17V3H19V4H21V3H23L22 5H20V6H23V5H25L26 6V9H27V5L31 8V6H33V4L34 3H32ZM262 1V2H261ZM260 2H261V4L259 5V3H258V7L259 8H257L258 10H254L255 11V13H254V11H253V13H251V11H247L248 13V15L246 14V11H245V14H246V16L245 15H243V17L241 16V18H242V20H241V18H239V17H236V15L237 14H235L234 15V13H233V15H232V20L233 19H236V18H238L237 20H233V22H232V24H231V20L227 23L228 24V26H226L225 28H224V30H226V32H227V34L229 35V36H227V34L226 33H223V32H225V31H221L222 29H220L219 31H217L216 33H213V35L212 34H208L209 35V37H207L206 35H197L196 33H188V34H186V35H184V34H177L179 37H175V36H177L176 34H174L175 36H173V35H164V37H163V35H162V32H161V34H160V36L159 35H157V36H153V37H151L150 39H149V41H148V38L147 39H145V40H147V41H145V40H143V42L144 43H146L148 46H151V43L150 42H154V41H157L158 39H163V41H165V39L166 38H170V42L173 40V37L174 38H176V39H174V41H172L171 42V44H165L166 46H170V47H172L171 45H173V47H175V48H172L173 50H176V49H180L181 47L180 46H178V45H180L181 44V46H182V44H183V46H182V48L181 49H183V47H194V44H195V49L193 50V48H189V49H192V51L190 50V52H191V55H192V57L194 58V56H196L195 58H194V60L196 59V61H194L193 59H190L191 58V55L189 56V58L188 59H190V60H186L187 61V63H189V64H187L186 63V61L184 60L185 59V57H186V55H184V54H181V57L179 58V56H180V54H179V56L178 57H174V61L171 59V61H169V60H167V58H164L163 59V57H155L154 55H152V53H153V51H150V48H151V50H153V48L152 47H154V44L152 43V46L151 47H149V49H148V47L146 48V50L147 51H145V44L142 42V41H138V44L139 45H137L136 43V41H135V45L133 46V48H132V50H130V56H131V58H132V60H131V58H130V56H129V61L131 62V63H133V64H130V66H131V68H129V71H130V73H129V71H128V69L127 70H125L124 71V73L122 72V75H121V77H119V79H117L116 78V80L119 82H117V81H113V79H111V77L110 76H107V75H109L108 74V72H107V68H109L110 67V65H112L110 62H108L107 61V59H106V61L105 62H101V64L99 63V64H97L96 66H94L93 68H94V70H93V68H87L86 67V69H85V67H83L84 69H82V71L80 70V72L79 73H81V74H78V71H75V75H78V77H76L75 75V79H73V80H75L76 81V79L78 78V80L74 83V86H76V87H78V88H80V84L83 86V88L84 87H86L87 86V89H85V90H88V92H90V94H93V95H95L94 93H99L102 97H100V95L99 94H97V95H95L94 96V98L97 100V102H96V100L94 101L96 104L98 103V102H100V103H98L100 106H98V104H97V106H96V104H95V106H96V108L94 107V109H93V112L95 113V115H94V113L92 112V114L90 115H88V113L86 114L85 113V111L83 110V112L85 113V114H83L82 115V110H80L79 112H80V117H82L81 118V120L80 121H82L81 123H82V126H83V128L84 129H86V128H88V129H86V130H84L85 132H86V134H88V133H90L91 132V134H92V136L90 135V137H88V135H87V137H86V134H85V132H84V136H82V138L80 137V138H78L77 136L75 137V139H76V141L73 139H71V140H68V141H62V139H60L59 138V141H58V139H57V141H56V135L54 134V132L55 131H53L52 133L54 134H52L53 135V137H55V138H52L53 140L50 142L51 143V147H49V148H51L50 150L49 149H46V150H44L45 152H48L49 153V156H51V157H49V159H52V160H47V162H49V165L51 164V165H53L54 167L56 166L57 168L59 167V166H61V167H59V169H61L62 167V169L61 170H59L60 171V174H62L61 175V177L64 175V179H63V181H65V178H67L68 176H70V174L68 175V174H65V173H68L67 171H69L74 165H76V164H74V163H77V165H79V166H81L82 165V163L84 164V162H85V166H90V165H87V161L88 160H90L89 162H88V164L90 163V164H92V165H94L95 166V168H96V166H97V168H98V166L100 167V168H96V170H98L97 172L95 171V168L93 169V171H95L96 172V178L97 179H99V177H100V179H102V180H105L106 178H107V180H108V178H111V180L112 181H110V179L107 181V183L109 184V185H113L114 183H116V185H117V191H120V192H118L119 193V197H120V199L119 200H121L120 201V203L122 202V201H124V202H122L120 205L122 206H120L121 208H123V209H125V208H127V204L126 203H130V202H133L134 201V203L136 204L137 202H136V198L138 199V194H140V193H147V191H146V189L145 188H147V187H145V186H143V185H145V184H143L141 187H145L144 189H145V191H144V189L142 190V192H140L141 190H136V188L135 189H133V188H131L132 187V182L134 183L135 181H139L138 179H140V181L139 182H142L141 181V178L143 179V183H147V181L148 180H151L152 179V181L154 182V183H156V186H158V184H160L161 183V185H162V183H164V181H165V179L167 180V178H168V176H166L165 177V175H166V173H168L167 171L168 170H165V171H163L164 173V175H161V176H159L161 173L160 172H162L161 170L163 169H165L166 168V166L164 167L163 165H159V162H162V160H163V158H161V156H159L158 158H157V156H156V153H153V152H155V150H154V148H153V145L155 144L154 142L157 140V138L158 139H160L159 137H157L156 136V133L155 132H158L159 131V129H161V128H159L160 127V125H161V127H167V128H169V130H171V128H173V127H171V126H174V129H172V131L170 132V133H172V134H169L168 135V137L170 138V136L171 137H173V139H172V141L169 139L168 141H170L169 143L171 144V146L173 145V147L174 148H172V149H174L175 151H176V149H177V151L178 152H180L181 154H182V152H183V159L185 160H183V161H181V165L179 164V166L180 167H184L185 169H186V165L189 167V171H184V169H183V172L184 173H188L189 172V180L188 181H191L192 180V183H195V185L196 186H199L200 188V190H199V193H198V197L196 198L195 196L196 195H194L193 194V196L191 195L192 193H191V191H192V188L191 189H188L189 188V186H188V184H189V182L187 181V180H185V179H183V177H180L181 179H179V177H178V181L180 182V180H181V182L178 184L179 186H180V188H178V189H180L181 191H182V189H183V194H184V196H182V201L184 200H186L185 201V204L187 205V207H186V209H188V213L187 214H190V215H188V216H190L189 217V219L191 220V222L193 223H195V222H197V220L198 219H200L201 221H206L205 223H202L201 221V230H202V228H203V226H204V228H206L205 230L208 232V230H209V232H211L210 231V229H213V228H211L213 225H215V224H213L216 220H214L213 222H211L210 221V219H211V217H210V215H211V213H209V212H211L212 210V207H213V205L214 206H222L223 204V200H222V198H221V193H220V190H221V187L224 189V191H226L225 189L228 187V190H229V188L231 189L230 191L232 192V190H233V192H232V194H233V196H235V197H238V196H240L239 194H242L244 191H243V188H244V190L246 189L245 187L246 186H248L249 184V186L251 187V186H253L255 189V191L254 192H256V191H258V193H261L262 195L264 194L263 192H264V136L262 135V134H264V111L262 112V115H261V113H257L256 114V116H253V113H254V111L252 110L253 109V105L251 104V103H254V102H256V103H258L257 101H259L262 97H264V86L262 87H260V85L259 86H254V87H257V89L258 88H260L259 90H257V89H255L254 90V92L256 91V94L253 92V94H252V96H253V98H255L253 101L252 100H250L251 101V103L249 104V105H252V108H251V111H250V109L248 110V109H245V107L246 108H248V104L247 103H245L244 104V102L242 101V99L245 101V96H244V94L245 93H243V94H241L244 90H246L247 88L246 87H248V90H246V91H249L250 92V94L252 93V91L250 90V88H253V87H251V86H253L254 84L253 83H255V77L256 76H254L253 75V73H252V75H251V72L248 70V69H246L245 71L246 72H235V75H236V73H237V75L235 76L234 74H232L230 71L228 72V71H226V69H225V71H224V69L223 68H221V62L219 61V60H221V59H223V57L224 58H227V57H229V53H226L225 51H227L228 49H229V51L231 50V49H233L234 47H233V40L235 41L236 40V42L237 41H239V39L241 40L242 38H244V37H239V36H237V35H235V33L234 32H236V31H234V29L236 28L237 29V27H239L238 25H240V23L239 22H245V21H249V22H247L248 24H250V28H252V27H254V28H252L251 29V31L252 32H255L256 30L257 31H259L260 29L259 28H261V32H263V34L261 33V34H258V35H264V14H262V12L264 11V10H262V8L264 7V0H261ZM10 2V4H11V0L9 1ZM79 2V3H78ZM221 2H222V0H221ZM12 3H13V1H12ZM77 4H81L82 6H83V8H82V6H81V8L82 9H79V8H77V9H79V10H81L82 11V13H84L85 11H90L89 13H91V12H93V10H96V11H94V13H95V15H94V18H98V17H100L101 15H102V13H99L97 10H99L98 8H97V5H98V2L97 1H95V0H78L77 2H76ZM83 3V4H82ZM14 4H16V2L14 3ZM29 4H32L31 6L29 5ZM88 5L89 6V8L88 9H86V10H84L85 9V7H86V5ZM90 4H91V7H90ZM9 5V4H8ZM13 5V4H12ZM18 5V4H17ZM230 5V4H229ZM261 5H263L262 7H261ZM14 6L15 5H13V8H14ZM19 6V5H18ZM18 6H15V8H17ZM19 6V7H20ZM80 6V5H79ZM93 6V7H92ZM96 6V7H95ZM224 6H227L228 7V4L226 5V4H224ZM224 6H221V7H219L220 9L222 8V10H227L226 8H224ZM11 6H9L8 8H10ZM18 7V8H19ZM231 6H229V8H230ZM14 8V9H15ZM23 8V7H22ZM20 9V10H18V11H20V12H23L24 11V13H22V15H24V16H22L21 15V17H26V16H28V14H27V11L29 10V8H28V10H24V9ZM228 8V9H229ZM233 8V7H232ZM261 8V10H259ZM11 9V8H10ZM10 9H9V11H10ZM93 9V10H92ZM23 10V11H22ZM11 11H12V13L13 14H16L15 13V11H13V9H11ZM10 11V12H11ZM26 11V12H25ZM81 11H79V12H81ZM17 12V11H16ZM98 12V15L96 14ZM264 13V12H263ZM261 14V15H260ZM26 15V16H25ZM256 17H255V16ZM263 15V16H262ZM96 16V17H95ZM239 16V15H238ZM259 16V17H258ZM10 17V16H9ZM11 17H12V14H11ZM235 17V18H234ZM246 17V18H245ZM249 18V19H248ZM258 18V19H257ZM258 21H257V20ZM0 22H2V20H3V22L2 23H0V27L2 26H4V29L5 30H7L8 29V27H14V26H11V23H15L14 22V20H6V21H4L5 20V18L3 19L2 17L0 18ZM115 20V22L114 23H117L116 21H118L119 20V18L117 17V18H115L114 19ZM245 20V21H244ZM13 21V22H12ZM238 21V24H236V22ZM253 21V22H252ZM10 22V23H9ZM253 24H252V23ZM258 22V23H257ZM246 23V22H245ZM244 23V24H245ZM244 24H241L240 26H242V25H244ZM247 24V25H248ZM259 24V25H258ZM262 24H263V27H261L262 26ZM7 25V26H6ZM115 25H118V23L117 24H115ZM230 25H232V28H229L230 27ZM234 25V26H233ZM236 26V27H235ZM260 26V27H259ZM235 27V28H234ZM10 28V29H11ZM234 28V29H233ZM1 29V28H0ZM10 29H9V31H10ZM13 30H14V28H12ZM231 31H230V30ZM235 29V30H236ZM259 29V30H258ZM3 30V29H2ZM5 30H3V32L2 33H5V35L7 34V31L6 32H4ZM12 30V31H13ZM229 30V31H228ZM12 31H10V32H12ZM174 31V30H173ZM173 31L171 32V33H173ZM256 31V32H257ZM260 31L258 32V33H260ZM10 32H8V33H10ZM222 32V33H221ZM219 33H221V34H223V35H221V34H219ZM17 34V33H16ZM196 34V35H195ZM9 35V34H8ZM22 35V34H21ZM161 35H162V37H161ZM181 35H183V36H181ZM192 35V36H191ZM196 37H195V36ZM7 36V35H6ZM14 36V35H13ZM171 36V37H170ZM173 36V37H172ZM181 36V37H180ZM188 36V37H187ZM224 36V39H222V37ZM260 36H258V37H260ZM8 38H9V41H7L8 42V44H6L5 43V45H3V47L4 46H6L7 47V45H10L11 46V48H12V46H13V49L15 50V49H17V48H14L15 46L17 47V45H18V47H19V45H24V44H22V42H21V40H19V37H20V35H18V37H17V35H15V37L14 38H16L17 37V39H15L16 40V45L15 44H13L14 43V38L12 39L11 37H9V36H7ZM155 37H157V39L155 38ZM166 37V38H165ZM187 37V38H186ZM228 37H230V38H228ZM231 37H233L232 39H231ZM172 38V39H171ZM183 38V39H182ZM226 38H228L229 40H230V43H226V42H228L229 40L228 39H226ZM238 38V39H237ZM246 38V37H245ZM21 39V38H20ZM152 39H154L153 41H151ZM156 39V40H155ZM198 39H200V40H198ZM259 39V38H258ZM262 39V40H261ZM12 40V41H11ZM159 40V41H160ZM177 40V41H176ZM206 42H205V41ZM228 40V41H227ZM232 40V41H231ZM264 36H262V37H260V41H261V43L260 42H256V44L254 45V46H251V47H253V48H251L250 47V49H251V51L250 52H253L254 51V48L257 50H261V52H264L263 50H264ZM163 41H161V42H163ZM169 41V40H168ZM185 41H189V42H187V43H189V44H187V43H185ZM198 41V42H197ZM201 41H202V43H203V45H202V43H201ZM212 41V42H211ZM225 41V42H224ZM18 42H21V44H18ZM141 42V43H140ZM178 43V45H177V43ZM184 42V43H183ZM207 42H211V44H209V43H207ZM235 42V43H236ZM148 43H150V45L148 44ZM172 43H174V44H172ZM205 43V44H204ZM213 43V44H212ZM13 44V45H12ZM26 44V43H25ZM176 44V45H175ZM187 44V45H186ZM191 44H193V45H191ZM197 44V45H196ZM226 44V45H225ZM258 44V45H257ZM15 45V46H14ZM175 45V46H174ZM190 45V46H189ZM200 45V46H199ZM204 45L206 46V48L204 47ZM211 45V46H210ZM227 45H229V47L227 46ZM9 46V47H10ZM136 46H137V49H135L136 48ZM145 46V47H144ZM21 47V46H20ZM142 47V48H141ZM197 47H198V49H197ZM239 47V46H238ZM258 47V48H257ZM129 48H130V46H129ZM201 48V49H200ZM202 48L204 49V50H202ZM260 48V49H259ZM137 51L136 53H135V50ZM140 49V50H139ZM180 49V50H181ZM215 49H216V51H215ZM14 50H13V52H14ZM219 50V51H218ZM253 50V51H252ZM257 50V51H258ZM132 51V52H131ZM140 51V52H139ZM145 51V52H144ZM177 51V50H176ZM195 51H196V53H195ZM229 51H227V52H229ZM16 52V51H15ZM15 52H14V54L11 52V56H12V58H11V56H10V58H7V61L6 62H8V59H10L9 60V63H12V62H10V61H13L14 63H16V61H15V59H17V58H14V55L15 56H18L19 54H17V52H16V54H15ZM149 52L151 53V54H149ZM218 52V53H217ZM221 52V53H220ZM2 53V51H0V54ZM76 54L77 53H74V54H72V56H70V58H68V60L70 59H73L74 61L75 60H78L77 58H75L76 57ZM144 54H148V55H144ZM197 54V55H196ZM200 54V55H199ZM254 54V53H253ZM75 55V56H74ZM152 55V56H151ZM194 55V56H193ZM255 55V54H254ZM254 55L252 56V53H251V55H249V57H248V59L249 60H252L253 58H254ZM264 55V53L262 54V56ZM134 56V57H133ZM142 56V57H141ZM146 56V57H145ZM154 56V57H153ZM182 56L184 57L183 59H182ZM247 56L248 55H246L245 56V58L244 59H247ZM73 57V58H72ZM202 57V58H201ZM264 57V56H263ZM75 58V59H74ZM118 58H120L121 59V57H117V59ZM134 58V59H133ZM142 58H143V60H142ZM146 58V59H145ZM148 58V59H147ZM155 58V59H154ZM12 59V60H11ZM117 59L115 58L114 60L115 61H117ZM120 59H118V60H120ZM166 59V60H165ZM179 59H181L180 61H182L183 60V63L184 64H186L187 66H188V68H190L189 67V65L191 64L192 66H193V64H194V66H193V69H191L192 68V66H191V68L190 69H188L187 68V71H185L186 70V65H185V68H184V66L182 65V64H180L179 62ZM217 59V60H216ZM68 60H66L67 62H68ZM70 60H69V63H70ZM72 60V61H73ZM151 60V61H150ZM175 60H177L178 61V64H177V62L176 63H174L175 62ZM71 61V62H72ZM134 61V62H133ZM166 61V62H165ZM170 62V65L168 66V64H169V62ZM199 61H201L200 62V65H199ZM222 61V60H221ZM35 62V60H33V63ZM194 62V63H193ZM197 62V63H196ZM20 63V62H19ZM18 62H17V64H19ZM108 64V65H107ZM110 64V65H109ZM136 64V65H135ZM173 64H175V65H177V67H175V65H173ZM132 65H133V67H132ZM180 65V66H179ZM181 65H182V67H183V70H182V67H181ZM199 65V66H198ZM217 65V66H216ZM172 66V67H171ZM173 66L175 67V69H173L175 72H177L178 73V75H177V73H173L172 71V68H173ZM220 66V67H219ZM171 67V68H170ZM200 67H202V68H200ZM220 69H219V68ZM261 66H259V70L261 69L260 68ZM132 68H133V70H132ZM179 68H181L180 69V71H179ZM204 68V69H203ZM213 68H215V69H213ZM263 68V67H262ZM33 69V68H32ZM88 69V70H87ZM90 69H92V70H90ZM168 69H170V71L168 70ZM178 69V70H177ZM194 69H195V72L197 73V75H196V73H195V75H194V72L192 73V71H194ZM210 70V71H208V70ZM84 70H86V71H84ZM163 70V71H162ZM172 70V71H171ZM192 70V71H191ZM202 70H204V71H202ZM223 70V71H222ZM94 71V72H93ZM105 71H106V73H105ZM171 73V77H170V75H169V72ZM183 71V72H182ZM191 72V73H189V72ZM200 71L202 72V74L200 73ZM206 71V72H205ZM214 71H216V72H214ZM83 72V73H82ZM93 72V73H92ZM186 72L190 75L191 74V76H189L188 74H186ZM203 72H205V74L206 73H208V74H204ZM210 72V73H209ZM220 72V73H219ZM231 73V74H228V73ZM261 74L264 72V70H262V71H259ZM77 73V74H76ZM86 73H89V74H86ZM131 73H133V74H135V75H133V74H131ZM172 73L173 74H175V75H172ZM200 73V75H198ZM239 73H241V74H239ZM244 73V74H243ZM83 74V75H82ZM84 74H85V76H84ZM129 76H128V75ZM185 74L187 75V78H186V76H185ZM225 74V75H224ZM260 74V75H261ZM88 75H91L90 77H87ZM106 77H105V76ZM126 75V76H125ZM184 76V78H186V80L184 79V78H182L183 76ZM203 75H205V76H203ZM208 75V76H207ZM218 75V76H217ZM233 75V76H232ZM239 75L241 76V77H239ZM243 75V76H242ZM245 75V76H244ZM249 75V76H248ZM256 75V74H255ZM74 76H73V78H74ZM79 76H81V77H79ZM125 78H124V77ZM174 76H175V78H174ZM178 76V77H177ZM192 76H194V77H192ZM201 76H203L204 78H206L205 80H202L203 81V83L201 84L200 82H202L201 81V78H203V77H201ZM211 76V77H210ZM222 77V78H220L219 79V77ZM227 78H225V77ZM262 76V75H261ZM86 77H87V79H86ZM107 77H108V79H107ZM123 77V78H122ZM173 77V78H172ZM190 77H192L191 78V81H190ZM197 77H201L200 79L199 78H197ZM216 77H218V78H216ZM224 77V78H223ZM230 77V78H229ZM239 79H238V78ZM244 77V78H243ZM252 77V79L250 80V79H248V78H251ZM69 77H67L66 79H68ZM81 78V80L83 81H80L79 79ZM91 78H93V79H91ZM123 80H122V79ZM133 78V79H132ZM135 78V79H134ZM170 78V79H169ZM179 78V79H178ZM196 78V79H195ZM203 78V79H204ZM211 78V79H210ZM234 78H235V82H234ZM245 78H247V80L245 79ZM254 78V79H253ZM105 81H103V80ZM107 79V80H106ZM166 79H168V80H165ZM182 79V80H181ZM186 81H184V80ZM197 79H199V80H197ZM218 79V81H217V83H216V81L215 80H217ZM221 79H222V82H221ZM231 79H232V81H231ZM263 79V78H262ZM86 80V81H85ZM115 80V79H114ZM132 80H134V82H138L137 84H134V82L132 81ZM141 80V81H140ZM155 80V81H154ZM177 80V81H176ZM182 82H181V81ZM211 80V81H210ZM224 80V81H223ZM231 82H230V81ZM246 80V81H245ZM253 80H255L254 82H253ZM79 81V82H78ZM92 81V82H91ZM124 81H126L125 83H123ZM131 81H132V83H131ZM165 81V82H164ZM170 81V82H169ZM196 81V82H195ZM215 81V82H214ZM227 81H228V83H227ZM250 81H251V83H250ZM81 82V83H80ZM90 82V83H89ZM93 82H95L94 84H93ZM114 82V83H113ZM153 82H154V84H156V85H154L153 84ZM190 82V83H189ZM192 82V83H191ZM198 82V83H197ZM222 83V84H219V83ZM226 82V83H225ZM247 82V83H246ZM259 82H261V81H259ZM84 83V84H83ZM105 83H106V85H105ZM116 83H117V85H116ZM143 85H142V84ZM150 83H152V84H150ZM170 85H172V86H170ZM181 83H183V84H181ZM187 83V84H186ZM196 83V84H195ZM230 83V86L228 85ZM231 83H235V85H233V84H231ZM237 83H238V85H237ZM262 83V82H261ZM77 84H78V86H77ZM98 84H100V85H98ZM121 85V86H118V85ZM123 84V85H122ZM179 84V87H180V84H181V87L183 86L184 88H179L178 87V90L179 89H181V91H182V89H183V91H184V89L185 90H189V91H187V92H181L180 90V92L181 93H183L182 95H184V96H182L181 95V93H178L179 91H177V93H176V87H177V85ZM186 84V85H185ZM195 84V85H194ZM216 84H218V86L219 87H217L216 86ZM224 84H226L227 85V87L224 85ZM243 84V85H242ZM247 84V85H246ZM259 84V83H258ZM92 86V88L93 89H91V87L90 86ZM105 85V86H104ZM125 85V86H124ZM138 85V86H137ZM141 85V86H140ZM146 85H147V87L149 88H147L146 87ZM152 85V86H151ZM154 85V86H153ZM174 85H176V86H174ZM193 85V86H192ZM212 85H213V89H212ZM222 85L225 87V90H224V88H222V90H224V91H221V87H222ZM241 85V87H239ZM72 87L71 89L73 90V91H75L76 89H75V87ZM81 86V87H82ZM90 88H89V87ZM114 86H115V88H114ZM124 86V87H123ZM128 86V87H127ZM145 88H143V87ZM151 86V87H150ZM173 86L175 87V89H172L173 88ZM198 86H199V88H198ZM207 86H209L210 87V89H211V91L212 90H214L213 92H216V90H218V91H221V92H223V93H227V95H225V94H223V95H221V93H219L218 94V96L220 95V97H224V98H226L225 100H224V98H222V99H220L221 101H219V102H216V103H219L220 105L223 103V101H224V106H223V104H222V106H220V105H218V106H220L219 108H225V105H226V110L227 111H229V113H233L232 112V110L234 111V113L233 114H235V115H237V116H239L238 117V119H240V117H241V119L240 120H238L237 119V126H235L234 128H235V130H237V131H241V134H240V138L242 137V136H244V138H243V140L242 141H240L239 140V142L237 143L236 142V147H234V150L232 149H230L229 150V152L227 151V152H224V151H216V153H213V154H215V156H211L212 157V159H211V157H207L206 158V156H208L205 152H204V154L202 153L203 152V150H199L200 152L198 153V151H196V152H194V150L196 149L195 148V146H197L200 142V145H198L199 146V148H200V146L202 145V141H200V139H202V136L203 135H205V133H206V130H208V126L211 124H209V122H211V119H212V117L210 118L209 117V115L205 118V120L204 119H199V117L198 116H195V115H192V116H190V117H188V115L187 116H183V114H184V112L185 113H187V101H185V102H183L182 100H187L188 98H185L184 99V97L186 96L187 97V94H189V92L192 94V92H197V90L198 89H201V90H203V92L204 91H206L207 89L209 90V87L207 88ZM232 86V87H231ZM237 86V88H235ZM108 87H110V88H108ZM127 87V89H128V91H126L127 89H125ZM134 87V88H133ZM142 87V88H141ZM171 87V88H170ZM194 87V88H193ZM214 87H215V89H214ZM239 87V88H238ZM243 87V88H242ZM75 90H74V89ZM89 88V89H88ZM96 88V89H95ZM106 88V89H105ZM114 88V89H113ZM124 88V89H123ZM152 88V89H151ZM153 88H154V90H153ZM172 89L171 91H172V94H174V95H172V94H170L169 96H170V103L172 104V106H168V105H171L170 103L168 104V105H166V106H168V107H165V109L163 110V109H160V112H159V114H158V112H157V110H154V112L152 111V112H150V113H148L147 115V117H145L146 119H144V116H146V115H144L143 116V114H141V113H139V111H136V110H138V109H135L134 108V106L136 107V104L135 105H130L129 103L128 104H126V105H122L123 103H126L125 102V99H126V97H127V99H126V101H128V100H130L131 98H133L132 96L133 95H135L136 96V94H134V93H136V92H139V93H137V96L139 95H142V96H140V97H147V99H148V101L147 100H145V101H147V103H152V104H150L151 105V108H155V106H156V103H157V101H156V99L158 98L159 100L163 97V96H161V95H166V94H169L168 92L170 91H168V92H166V91H164L163 92V90L162 89ZM196 88H197V90H196ZM206 88V89H205ZM232 88H235V90H233ZM240 88H242V89H240ZM70 89V90H71ZM91 89V91H89ZM98 89V90H97ZM103 89V90H102ZM123 89V90H122ZM132 89V90H131ZM134 89H139V90H134ZM147 89V90H146ZM165 89V90H166ZM193 89H195L196 91H193ZM230 89V90H229ZM237 89V90H236ZM239 89H240V92H239ZM71 90V91H72ZM108 90V91H107ZM110 90V91H109ZM125 90V91H124ZM130 90L132 91V92H130ZM142 90V91H141ZM161 90V91H160ZM173 90H175L174 92H173ZM190 90H192V92L190 91ZM73 91L72 92H70V93H68L69 95L70 94H72L73 93ZM96 91V92H95ZM112 91V92H111ZM114 91H116V92H114ZM133 91H136V92H133ZM158 91V92H157ZM199 91V90H198ZM210 91V90H209ZM210 91V92H211ZM229 91V92H228ZM231 91V92H230ZM238 91V92H237ZM246 91H244V92H246ZM257 91H259L258 92V94H257ZM101 92H103V93H101ZM150 92V93H149ZM162 92V93H161ZM201 92V91H200ZM249 92H247L245 95H248V93ZM146 93V95H144ZM156 93V94H155ZM159 93V94H158ZM161 93V94H160ZM171 93V92H170ZM187 93V94H186ZM229 93V94H228ZM236 93V94H235ZM239 95H238V94ZM131 95V97H130V95ZM153 94V95H152ZM155 94V95H154ZM176 94H179V96L178 95H176ZM186 94V95H185ZM261 94V95H260ZM66 95V94H65ZM148 95V96H147ZM150 95H152V96H150ZM158 97H157V96ZM233 95V96H232ZM237 95V96H236ZM134 96V97H135ZM156 97V99H155V97ZM161 98H160V97ZM177 98H176V97ZM182 96V97H181ZM227 96V97H226ZM244 96V97H243ZM252 96H251V98H252ZM254 96H259L260 98H256V97H254ZM110 97V98H109ZM149 97H152V99L151 98H149ZM153 97H154V99H155V101H149V100H154L153 99ZM98 98H100L101 100H99ZM144 98V99H145ZM172 98V99H171ZM174 98V99H173ZM182 98V99H181ZM229 98V99H228ZM241 99V100H239V102H238V99ZM251 98H248V99H251ZM252 98V99H253ZM68 100H69V97L67 98ZM124 99V100H123ZM169 99V98H168ZM178 99V100H177ZM257 99V100H256ZM233 100V101H232ZM237 100V101H236ZM256 100V101H255ZM69 101H71V100H69ZM117 101V102H116ZM167 101H169V100H167ZM181 101V102H180ZM226 101V102H225ZM228 101V102H227ZM234 101H236L235 102V104L238 102V103H240L241 105H242V107H244L246 104H247V106H245L244 108H242L241 106H240V104H237V105H233L234 106V108H232V104H234L233 102ZM261 101H263L262 99H261ZM260 101V102H261ZM64 102V101H63ZM155 102V104H153ZM180 102V103H179ZM232 102V103H231ZM242 102H243V104H242ZM259 102V103H260ZM68 103H69V105L71 104V102H68V101H66L65 103H63V105L64 104H66V105H68ZM103 103H104V105H103ZM121 103V104H120ZM175 103H176V105H175ZM215 103V104H216ZM227 103V104H226ZM229 103H231V104H229ZM261 103H263L264 104V101L263 102H261ZM260 103V104H261ZM119 104V105H118ZM158 104V103H157ZM182 106H181V105ZM65 105V106H66ZM102 105V106H101ZM115 105V106H114ZM149 105V104H148ZM154 105V106H153ZM187 105V106H186ZM210 105H212L211 103H210ZM216 105V106H217ZM120 106V107H119ZM125 106V107H124ZM128 106H130L129 108H128ZM132 106V107H131ZM184 106H186V107H184ZM216 106H214V109H217L218 108V106H217V108H216ZM228 106H230V107H228ZM237 106H240V107H237ZM264 106V105H263ZM67 107V106H66ZM104 107V108H103ZM107 107H108V110H106L107 109ZM111 107V108H110ZM113 107V108H112ZM114 107H116V109H117V111H116V109L114 108ZM118 107V108H117ZM178 109H177V108ZM182 107H184V108H182ZM125 108V109H124ZM128 108V110H126ZM149 108H150V106H149ZM149 108L147 109V110H149ZM151 108H150V110H151ZM159 108V107H158ZM169 108H171V110L169 109ZM218 108V109H219ZM250 108V107H249ZM104 109V110H103ZM119 109V110H118ZM120 109H122V111L120 110ZM130 109V110H129ZM135 109V112L133 111ZM156 109V108H155ZM166 109H168V110H166ZM179 109H180V111H179ZM182 109V110H181ZM112 110V111H111ZM127 112H126V111ZM163 110V111H162ZM173 110V111H172ZM186 110V111H185ZM105 111V112H104ZM146 111V110H145ZM159 111V110H158ZM162 111V112H161ZM170 111V112H169ZM175 111V112H174ZM184 111V112H183ZM216 111V110H215ZM231 111V112H230ZM249 111L252 113H249ZM253 111V112H252ZM121 112V113H120ZM123 112V113H122ZM138 112V113H137ZM148 112V111H147ZM168 112H169V114H168ZM176 114V116H175V114ZM120 113L121 115H118V114ZM127 113V114H126ZM133 113H135V114H133ZM170 113H171V116H169L170 115ZM237 113V114H236ZM116 115L117 114V116L115 117L114 115ZM123 114V115H122ZM126 114V115H125ZM140 114H141V116H140ZM153 114V115H152ZM161 114H163V115H161ZM165 114H168V115H165ZM245 114V115H244ZM255 114V113H254ZM92 115H94L93 116V118H91L92 117ZM133 115V116H132ZM135 115V116H134ZM138 115V116H137ZM157 115V117H155L154 118V116H156ZM247 115V116H246ZM250 115H251V117L252 118H250ZM123 116H126V117H123ZM129 116V117H128ZM143 116V117H142ZM161 116V117H160ZM173 116V117H172ZM210 116H212V114L210 115ZM244 116H245V118H247V119H245L244 118ZM83 117H85V118H83ZM106 117V118H105ZM109 117V118H108ZM111 117V118H110ZM121 117V118H120ZM141 117V118H140ZM149 117H151V118H149ZM161 119H160V118ZM162 117H164L165 118V120H164V118H162ZM169 117V118H168ZM172 117V119H170ZM183 117V118H182ZM192 117V118H191ZM195 117H196V119H195ZM249 117V118H248ZM113 118V119H112ZM124 118V119H123ZM129 118H131V121H129L130 119ZM135 118H137V119H135ZM140 118V119H139ZM148 118H149V120H148ZM154 119V121L156 122L157 121V123H155L154 124V121H153V119ZM180 118V119H179ZM182 118V119H181ZM256 118V119H255ZM83 119V120H82ZM88 119V120H87ZM93 119V120H92ZM96 119V120H95ZM112 121H111V120ZM115 119H117L116 121H115ZM121 119V120H120ZM125 119H126V121H125ZM152 119V120H151ZM162 119H163V121H162ZM176 119L178 120L179 119V121H177V123L175 122L176 121ZM189 119H191V120H189ZM248 119H249V121H248ZM253 119H255L254 121H253ZM108 120H110V122H112L111 124H108ZM118 120H120V121H118ZM128 120V121H127ZM139 120V121H138ZM151 120V121H150ZM162 122H161V121ZM173 120V121H172ZM189 120V121H188ZM195 122H194V121ZM199 120V122H201V121H203V122H201V124L199 123V122H196V121H198ZM201 120V121H200ZM245 120V121H244ZM84 121V122H83ZM86 121V122H85ZM90 121V123H91V125H90V123H88ZM95 121V122H94ZM105 121V122H104ZM123 121V122H122ZM133 121V122H132ZM143 121H144V125H142L143 124ZM170 121V122H169ZM187 121V123L185 124V123H183V122H186ZM207 121V122H206ZM240 121H241V124H239L240 123ZM248 121V122H247ZM93 122V123H92ZM117 122H118V124L119 125H117ZM129 122V123H128ZM147 122H149L150 123V125L153 127V129L154 128H156V129H154L155 131H153V129H151V127L150 126H147L146 124H148ZM151 122H152V124H151ZM158 122L160 123L159 125H158ZM164 122V123H163ZM165 122H168V123H166L165 124ZM179 122V123H178ZM251 122L253 123L252 125H251ZM84 123V124H83ZM85 123H87L86 125H85ZM105 123H107L105 126L103 125V124H105ZM116 123V124H115ZM128 123V124H127ZM142 123V124H141ZM162 123V124H161ZM205 123V124H204ZM208 125H207V124ZM248 123H250V124H248ZM92 124H94V125H92ZM97 124V125H96ZM99 124V125H98ZM132 124V125H131ZM141 124V126H139ZM154 124V125H153ZM172 124V125H171ZM174 124V125H173ZM176 124V125H175ZM178 124V125H177ZM179 124H180V127H179ZM190 124H191V126H192V128H191V130L192 129H194L195 131H194V133L196 132V134H194V136H196V139H193V138H195V137H192V138H190V139H186L187 138V135H185V133H187V131L188 130H186L185 131V128L184 127H186V125L188 126V127H186V129H188L189 128V126H190ZM194 124V125H193ZM199 124V125H198ZM90 125V126H89ZM113 126V127H111V126ZM127 125V126H126ZM128 125L129 126H131V127H129L128 128ZM133 125H135V126H133ZM148 127V128H146V126ZM165 125V126H164ZM195 125H197L198 127H200V129L198 128V127H196ZM201 125V126H200ZM206 125V126H205ZM212 125V124H211ZM249 125V126H248ZM85 126V127H84ZM91 126H95V127H92V128H94V129H89ZM145 128H144V127ZM155 126V127H154ZM179 128H177V127ZM193 126H195V127H193ZM243 126L245 127H248L247 129H246V131H244L243 130ZM252 126V127H251ZM108 127H109V130L111 131V129L113 130V134H112V131L111 132H108ZM110 127H111V129H110ZM115 127H117V128H115ZM122 127V128H121ZM123 127H124V129H123ZM137 127V129H138V131H136L135 130V128ZM157 127H158V129H157ZM171 127V128H170ZM204 127H208L207 129H205ZM241 127V128H240ZM245 127V128H246ZM95 128H96V130H95ZM132 128L136 131V132H134V130H133V132H134V134L137 136V137H133V134H132V136H131V131H132ZM141 128H144L143 130L141 129ZM181 128V129H180ZM195 128H198V129H195ZM203 128V129H202ZM250 128V129H249ZM103 129H105V132H106V130H107V133H105L104 132V130ZM120 129L124 132H122V131H120ZM152 130V132H150V130ZM182 129H184V131L182 130ZM89 130V131H88ZM99 130H100V132H99ZM116 130H117V132H116ZM125 130V131H124ZM139 130H141L140 131V133H139ZM146 130V131H145ZM180 130V131H179ZM189 130H190V128H189ZM201 130V131H200ZM204 130V131H203ZM234 130V129H233ZM243 130V131H242ZM59 131V130H58ZM114 131H115V133H114ZM142 131H145V132H142ZM174 131H175V133H176V135H175V133H174ZM182 131V132H181ZM237 131H235V133L237 132ZM239 131V132H240ZM248 131V132H247ZM261 131V132H260ZM88 132V133H87ZM93 132V133H92ZM98 132L100 133V134H98ZM125 132H127V133H125ZM129 132V133H128ZM131 132V133H130ZM149 132V133H148ZM239 132H237L236 133V136L234 135V137L238 140L239 139ZM249 132L251 133V134H249ZM59 133V132H58ZM97 133V134H96ZM105 133V134H104ZM109 133V134H108ZM143 133H145V135L143 134ZM154 133V134H153ZM180 133V134H179ZM200 134L199 135V137H200V139L197 137L198 136V134ZM246 133L248 134V135H246ZM57 134V133H56ZM102 134V135H101ZM141 134H143V135H141ZM244 134V135H243ZM255 134V135H254ZM51 135V136H52ZM59 135V134H58ZM96 136L97 135V137H94V136ZM104 135V136H103ZM107 137H106V136ZM128 135V136H127ZM151 136V138H150V136ZM246 135V136H245ZM249 135H252L253 136V138H251L250 139V137L251 136H249ZM100 136V137H99ZM102 136V137H101ZM141 136V137H140ZM143 136V137H142ZM147 136H149V137H147ZM152 136H154V138L152 137ZM156 136V137H155ZM164 136V135H163ZM182 136V137H181ZM238 136V137H237ZM60 137V136H59ZM83 137L85 138V139H83ZM92 137V138H91ZM96 139V140H98V142H99V144H98V142L94 139V138ZM133 137V138H132ZM139 137H140V139H139ZM165 137V136H164ZM176 137V138H175ZM178 137V138H177ZM259 137V138H258ZM263 137V138H262ZM89 138V139H88ZM99 138H103V140H101V139H99ZM106 138V140H104ZM132 138V139H131ZM150 138V139H149ZM175 138V139H174ZM189 138V137H188ZM234 138V139H235ZM256 138V139H255ZM54 139H55V143L53 142L54 141ZM80 140V141H78V143H77V140ZM93 139H94V141H93ZM110 139H111V141H110ZM143 139V140H142ZM149 139V140H148ZM168 139V138H167ZM182 141H181V140ZM192 139V140H191ZM198 139H199V141H198ZM232 139H233V137H232ZM233 139V140H234ZM235 139V140H236ZM260 139V141L257 143L256 142V140L258 141ZM263 139V140H262ZM89 140V141H88ZM135 140V141H134ZM175 140H177L176 142H175ZM234 140V141H235ZM251 140V141H250ZM263 141V145L262 144H259L260 142H262ZM81 141H83V142H81ZM92 141V142H91ZM104 142L103 144L105 145H102V143L101 142ZM140 143V146L138 145L139 143ZM143 141H145V143H143ZM147 141V142H146ZM151 141H153V142H151ZM181 141V142H180ZM196 141H198V144H197V142ZM230 141V144L231 143H233L234 144V141H232L231 139L229 140ZM7 142V141H6ZM58 142V143H57ZM80 142V143H79ZM94 142V143H93ZM107 144H106V143ZM111 142V143H110ZM113 142H114V144H113ZM178 142V143H177ZM241 142V143H240ZM253 142V143H252ZM60 143V144H59ZM82 143V144H81ZM137 143V145H135ZM151 143V144H150ZM152 143H154V144H152ZM192 143H196L195 145L193 144V146H192ZM244 143V144H243ZM252 143V144H251ZM254 143H257L256 144V147H259L260 145H262V146H260V147H263L262 149L259 147V150H258V148H256L255 147V145H254ZM57 144V145H56ZM65 144V145H64ZM79 144V145H78ZM91 144H92V146H91ZM101 144V145H100ZM144 144V145H143ZM146 144H150L149 145V147H150V150L148 151V149H149V147L146 145ZM178 144V145H177ZM237 144L238 145H240V144H243V145H240L241 147H240V149H239V146H237ZM4 145V144H3ZM2 144L0 145V151L1 152H3V154L0 152V167L4 170V168L6 167V170H11V171H23V170H25V169H29L30 167V169L31 170H34V167L36 166V163L35 162H37V163H39V161H40V158L38 159V158H34V160L32 159V158H30L31 160L29 161V159H24L25 157L27 158V156H25L24 157V152L23 151H21V149H20V147H18V149H17V154H16V149H14V151H15V153L13 154V149H10V150H12L11 151V153L13 154V155H15V156H13L12 154H10V151L8 150L9 148H10V146L9 147H6L5 148V146H3ZM54 145H56V148L54 147ZM60 145H62V146H60ZM134 145V146H133ZM151 145H152V147H151ZM182 145V146H181ZM188 145V146H187ZM247 145V146H246ZM3 146V147H2ZM58 146V147H57ZM60 146V147H59ZM69 146H70V148H69ZM82 146V148H80V147ZM90 146V147H89ZM96 146H98V148H100L101 149V151H100V149H95V148H97ZM107 146H108V148H107ZM111 146V147H110ZM112 146H113V148H112ZM134 147V149H135V147H136V151H133L131 148L132 147ZM139 146V148H137ZM143 146V147H142ZM179 146V147H178ZM186 146V148H184ZM246 147V148H244V149H246V151L242 148V147ZM249 146V147H248ZM69 149H68V148ZM79 147V148H78ZM83 147H85V149H83ZM102 147H104L103 149H102ZM144 147H148V149H146L145 148V150H144ZM192 147H194V150H192L193 148ZM59 148V149H58ZM62 148V149H61ZM86 148H88V150L86 149ZM115 148V149H114ZM153 148V149H152ZM198 147H197V149H199ZM255 148V149H254ZM5 149V150H4ZM6 149H7V151H6ZM20 149V150H19ZM23 149V148H22ZM58 152V154H59V152H60V156L61 157H63V158H61L60 156H58V154H57V152H55V150ZM78 149V150H77ZM105 149H109L108 150V152L109 153H111V154H109V153H106V151L107 150H105ZM130 149V150H129ZM139 149V150H138ZM183 149V150H182ZM186 149V150H185ZM252 151H251V150ZM253 149L255 150L254 152H253ZM257 149V150H256ZM62 150V151H61ZM68 150V151H67ZM77 150V151H76ZM81 150V151H80ZM105 150V151H104ZM115 150V151H114ZM127 150H129V152L127 151ZM144 150V151H143ZM151 150H154V151H152L151 152ZM174 150H171L172 152L174 151ZM191 150L193 151V152H191ZM50 151V152H49ZM94 151V152H93ZM95 151H97V152H95ZM131 151V152H130ZM140 151H142V152H140ZM147 151H148V155H146L147 154ZM174 151V152H175ZM176 151V152H177ZM202 151V152H201ZM236 151H237V153H236ZM243 151V152H242ZM250 151V152H249ZM21 152H23V154L21 155ZM57 154V156L55 155V153ZM68 152V153H67ZM71 152V153H70ZM88 152V153H87ZM115 152V154H114V156L112 155L113 153ZM126 152V153H125ZM134 152V153H133ZM137 154H136V153ZM150 152H151V154H150ZM221 152V153H220ZM234 152V153H233ZM242 152V153H241ZM257 152H259V153H257ZM7 153H8V155L10 156V158L8 159V160H6V158H8V157H6L5 158V156L4 155H7ZM51 153V154H50ZM54 153V154H53ZM74 153V154H73ZM78 153H82L83 154V156L85 157V158H83V156L80 154V156L78 155ZM101 153H106V154H108V158L106 159V160H104V159H102L103 157H104V155H106V154H101ZM122 153V154H121ZM145 153V154H144ZM191 153V154H190ZM195 153V154H194ZM229 153V154H228ZM256 155H255V154ZM47 154V153H46ZM118 154H120V155H118ZM135 154L136 155H141V156H143L144 157V155L146 156V157H142L143 159H137L136 157L137 156H135ZM200 154H202V155H200ZM223 154V155H222ZM226 154V155H225ZM229 156H228V155ZM242 154H244L243 156H244V158H243V156H241ZM259 154V155H258ZM48 155V154H47ZM62 155H64V156H62ZM101 157H100V156ZM112 155V156H111ZM123 155V156H122ZM126 155V156H125ZM128 155H130V156H128ZM155 155V156H154ZM206 155V156H205ZM218 155V156H217ZM235 155V156H234ZM237 155V156H236ZM240 155V156H239ZM246 155V156H245ZM53 156V157H52ZM90 156V157H89ZM91 156H93V157H91ZM94 156H97V158L96 157H94ZM125 156V157H124ZM131 156H132V158L134 157V158H136V160L135 159H133V161H132V163H131V160H130V158H131ZM154 156V157H153ZM195 156V157H194ZM200 156V157H199ZM230 157L229 158V160L227 161V159H228V157ZM251 156H252V158H251ZM256 156V158H254ZM257 156H259V158L257 157ZM12 157V158H11ZM20 157H24L23 159L22 158H20ZM60 158V161L58 162V158ZM71 157V158H70ZM74 157V158H73ZM77 157V158H76ZM89 157V158H88ZM100 157V159H101V161L102 160H104L103 161V163H101V161L98 159ZM106 157V156H105ZM104 157V158H105ZM118 157V158H117ZM124 157V158H123ZM128 157V158H127ZM152 157H153V160H152ZM188 157V158H187ZM190 157V158H189ZM202 157H203V159H202ZM213 157H214V159H213ZM216 157H218V161H216ZM225 157V158H224ZM232 157H233V160H232ZM240 157H242L244 160L246 159V160H249V161H245L246 163L248 162V164H247V168L245 167V162L242 164V161H241V164H240V160L239 159H241ZM246 157V158H245ZM250 157V158H249ZM16 158V159H15ZM18 158H20V159H18ZM47 158H48V156H47ZM69 158V159H68ZM78 158H80V159H82V160H84V162L82 161V163H79L80 162V159H79V161H77L78 160ZM112 158V159H111ZM149 158V159H148ZM156 158V159H155ZM192 158H193V160H192ZM201 158V159H200ZM204 158H206V159H204ZM220 158V159H219ZM236 159V161H235V159ZM239 158V159H238ZM249 158V159H248ZM5 159V161H3ZM16 160V162H17V159H18V164H16V162H14L13 160ZM58 159V160H57ZM77 159V160H76ZM87 159V160H86ZM122 159H123V163L122 162H119V161H122ZM125 159V160H124ZM129 159V160H128ZM162 159V160H161ZM210 159L212 160V161H210ZM259 159V160H258ZM13 161V162H10V164H11V166L9 165V161ZM25 160H27L26 162H25ZM39 160V161H38ZM55 160H57V162H56V164H55ZM72 160V161H71ZM93 160V161H92ZM95 160V161H94ZM98 160V161H97ZM110 160H111V162H110ZM187 160V161H186ZM202 160V161H201ZM208 160V161H207ZM215 160V161H214ZM239 160V161H238ZM251 160V161H250ZM254 160V161H253ZM2 161V162H1ZM66 161V162H65ZM74 161V162H73ZM92 161V162H91ZM96 161H97V163H96ZM105 161H107V163L105 164ZM118 161V162H117ZM189 161V162H188ZM200 161V162H199ZM220 161H223V162H220ZM231 161V162H230ZM5 162V163H4ZM7 162V163H6ZM33 162L35 163V164H33ZM68 162V163H67ZM95 162V163H94ZM116 162V163H115ZM124 162H125V165L127 166H121V163L122 164H124ZM146 162V163H145ZM157 162V163H156ZM185 162H187V164H185ZM190 162H192V164H189ZM196 162V163H195ZM203 162V163H202ZM205 162V163H204ZM210 162V163H209ZM212 162H215V163H213V164H211ZM217 162V163H216ZM230 162V163H229ZM237 162V164H234V163H236ZM4 163V165H2ZM15 163V164H14ZM28 163V164H27ZM31 163L33 164V166L31 165ZM62 165H61V164ZM109 163V164H108ZM117 163H118V165H117ZM135 163V164H134ZM162 163H164V162H162ZM194 163V164H193ZM221 163H222V166H221ZM225 163H226V165H225ZM10 167H12V168H8L9 166ZM12 164H14V165H12ZM48 164V163H47ZM120 164V165H119ZM159 166H158V165ZM165 164V163H164ZM202 164V165H201ZM212 166V167H208V166H210V165ZM220 164V166L218 167V165ZM228 164V165H227ZM253 164V165H252ZM27 165V166H26ZM31 165V166H30ZM35 165V166H34ZM59 165V166H58ZM67 165V169L65 168V166ZM71 165H73L72 167H70ZM139 165H140V167H139ZM143 165H148L147 167H145V166H143ZM150 165V166H149ZM154 165V166H153ZM214 165V166H213ZM216 165V166H215ZM224 165V166H223ZM255 165H256V167L257 168H254L255 167ZM3 166V167H2ZM14 166V167H13ZM27 168H26V167ZM48 166V165H47ZM52 166V167H53ZM103 166V167H102ZM137 166V167H136ZM158 166V167H157ZM199 166V167H198ZM242 166H244V167H242ZM251 166H252V169H250V172L249 171H247L249 168H251ZM254 166V167H253ZM132 167V168H131ZM134 167H135V170H136V172H132V170H134ZM159 167H160V169H159ZM163 167V168H162ZM188 167H187V169L186 170H188ZM203 167V168H202ZM206 167V168H205ZM235 167V168H234ZM238 167V168H237ZM241 167V168H240ZM33 168V169H32ZM64 168H65V170H66V172H65V170H64ZM120 168V169H119ZM123 168H125V170H126V172H125V170L123 171ZM146 168H147V171H146ZM148 168H149V170H148ZM158 168V169H157ZM194 168V169H193ZM197 168V169H196ZM200 168V169H199ZM222 168H226V169H222ZM12 169H14V170H12ZM16 169V170H15ZM69 169V170H68ZM141 169H142V171H141ZM156 169V170H155ZM166 169H168V168H166ZM181 169V170H182ZM196 169V170H195ZM219 169H221V170H219ZM239 169V170H238ZM240 169L242 170V171H240ZM64 170V171H63ZM108 170V171H107ZM131 170V171H130ZM145 170V171H144ZM152 170H154V171H152ZM202 170V171H201ZM223 170V171H222ZM236 170V171H235ZM247 172H246V171ZM251 170H252V173H251ZM255 170V171H254ZM21 171V172H22ZM62 171V172H61ZM100 171V172H99ZM105 173H104V172ZM129 171H130V173H129ZM152 171V172H151ZM222 171V172H221ZM243 171L244 172H246V173H243ZM254 171V172H253ZM24 172V171H23ZM132 172V173H131ZM140 172V173H139ZM143 172V173H142ZM150 172V173H149ZM154 172V173H153ZM196 172V173H195ZM201 172V173H200ZM206 172V173H205ZM221 172V173H220ZM242 172V173H241ZM100 175L99 177H98V174ZM103 173V174H102ZM126 173V174H125ZM128 173V174H127ZM136 173H138V176H137V174ZM148 173L150 174V175H148ZM158 173V174H157ZM194 173V174H193ZM198 173H200V174H198ZM204 173V174H203ZM229 173V174H228ZM231 173V174H230ZM239 173V174H238ZM241 173V174H240ZM250 173V175L251 176H249L248 174ZM255 173V174H254ZM95 174V173H94ZM106 176H105V175ZM113 174V175H112ZM125 174V175H124ZM136 176H135V175ZM155 174H157V175H155ZM195 174H197V175H195ZM220 174V175H219ZM245 174H247L246 176H245ZM260 174V175H259ZM65 175H66V177H65ZM107 175H109V176H107ZM114 175H115V177H114ZM131 175V176H130ZM148 175V176H147ZM154 175V176H153ZM226 175V176H225ZM231 175V176H230ZM240 175V176H239ZM122 178H121V177ZM131 178L130 180H128L129 178ZM132 176H133V178H132ZM143 176V177H142ZM147 177V179L145 178V177ZM151 178H150V177ZM156 176V177H155ZM202 176H205V177H202ZM218 176H219V180H218ZM224 176V177H223ZM233 176V177H232ZM237 176H239L238 177V179L240 180H238L237 179ZM243 176H245V179H246V177L247 178H249V179H246L248 182H249V184H246V186L245 185H241V184H245V183H243L242 181V179L244 178ZM259 176V177H258ZM60 177V176H59ZM61 177H60V179H61ZM102 177V178H101ZM123 177H125V178H123ZM149 177V178H148ZM153 177H154V179H153ZM194 177V180L192 179V178ZM200 177V178H199ZM202 177V178H201ZM207 177V178H206ZM233 178V179H229V178ZM243 177V178H242ZM252 177V178H251ZM63 178V177H62ZM115 179V180H113V179ZM135 178L137 179V180H135ZM157 179V181H156V179ZM160 179V182H159V179ZM162 178H165V179H162ZM224 178V179H223ZM228 178V179H227ZM242 178V179H241ZM259 178V179H258ZM122 179H125L124 181L122 180ZM183 179V180H182ZM202 179V180H201ZM206 179V180H205ZM223 179V180H222ZM236 179V180H235ZM245 179H244V181H245ZM256 179V180H255ZM62 180V179H61ZM121 181V182H118V181ZM134 180V181H133ZM161 180L163 181V182H161ZM176 180H177V178H176ZM197 180V181H196ZM202 182H201V181ZM222 180V181H221ZM226 180V181H225ZM229 180L231 181V182H229ZM258 180H259V182H258ZM129 181V182H128ZM132 181V182H131ZM175 181V180H174ZM223 181H225V182H223ZM227 181H228V184H229V186H226L225 187V183H226V185H228L227 184ZM247 181H246V183H247ZM131 182V183H130ZM185 182V183H184ZM187 182H188V184H187ZM200 182V183H199ZM217 182V183H216ZM221 182V184H219ZM223 182V183H222ZM238 182V183H237ZM239 182H240V184H239ZM119 183V184H118ZM126 183H127V185H126ZM131 184V185H129V184ZM252 183V184H251ZM98 184V183H97ZM181 184V185H180ZM202 184H203V187H202ZM205 184V185H204ZM238 184V185H237ZM115 184L113 185V187H115L116 186ZM184 185V186H183ZM186 185V186H185ZM193 185V184H192ZM195 185H193V186H195ZM207 185V186H206ZM216 185H218V186H216ZM222 185H224V187L222 186ZM231 185H232V187H231ZM235 185V186H234ZM52 186H54V183H53V185ZM125 186V187H124ZM160 186V185H159ZM192 186V187H193ZM221 186V187H220ZM238 186V187H237ZM243 187L242 189L240 188V187ZM124 187V188H123ZM183 187V188H182ZM186 187V188H185ZM191 187V186H190ZM215 187H216V190H217V188H218V192L216 191V190H214L215 189ZM250 187H247V190L245 191V195L247 194V196H246V198H250V197H254L255 199H256V196L255 195H257L256 193H254V195L253 194H250L249 195V197H248V190H250ZM253 187L251 188V189H253ZM52 188V187H51ZM122 189V190H120V189ZM127 188H128V191H130V189H131V191L133 192H130V194L131 195H133V197L131 196H129L128 198H127V196L129 195V192L127 191ZM210 188H211V190H210ZM212 188H213V190H212ZM220 188V189H219ZM238 190V191H236V189ZM204 189V190H203ZM206 189V190H205ZM209 189V190H208ZM223 189L221 190L222 192H223ZM49 190L51 191L52 189H50L49 188ZM48 190V191H49ZM127 191L128 193L126 194L125 193V191ZM189 190H191L190 192H188ZM197 190V191H198ZM122 191H124V194H123V192ZM137 191H139V192H137ZM160 191H162V192H164V195H165V193H166V190L164 191V190H160ZM206 191V192H205ZM208 191H210L209 193H208ZM216 191V192H215ZM243 191V192H242ZM248 191V192H247ZM251 192H252V190H250ZM134 192H136L135 194H134ZM161 192V193H162ZM214 192H215V194H214ZM227 193H229V194H231L229 191H226ZM234 192L238 195V196H236V194L234 195ZM239 192V193H238ZM247 192V193H246ZM155 193V192H154ZM161 193H160V195H159V190H158V193H157V191H156V195H155V197H154V201L152 200V203H151V208H152V206H153V210L155 209V208H157V209H161L162 208V206H163V208L165 209V206L166 205H168V204H166L165 205V203L166 202H168V200H169V202L170 203H175L176 202V199L174 200V202H173V200H170L169 198H166V200L164 201L163 199H165V198H161L162 196H164V195H161ZM214 195H213V194ZM218 193V194H217ZM253 193V192H252ZM121 194V195H120ZM123 194V195H122ZM126 194V195H125ZM158 194V195H157ZM163 194V193H162ZM202 194V195H201ZM205 196H204V195ZM182 195V194H181ZM189 195H191V197H193V198H190V196ZM212 195V196H211ZM251 195H253V196H251ZM258 195H260V194H258ZM258 195H257V197H258ZM125 196V197H124ZM157 196H159V197H157ZM216 196V198H214ZM124 197V198H123ZM156 197H157V199H156ZM165 197V196H164ZM130 198H132V200L130 199ZM159 198V199H158ZM189 198V199H188ZM196 198V199H195ZM201 198H202V200H201ZM253 198V199H254ZM262 198L264 199V195L262 196ZM261 198V199H262ZM125 199V200H124ZM126 199L128 200V201H126ZM129 199H130V201H129ZM215 199V200H214ZM251 200H252V198H250ZM260 200V201H258V200H256L257 202H262L263 201V203H264V200ZM200 200H201V202H200ZM212 200L214 201V203L212 202ZM157 201V203H155ZM164 204V205H162L161 204V202ZM183 201V202H184ZM207 201V202H206ZM210 201V202H209ZM222 201V202H221ZM255 201V202H256ZM221 202V203H220ZM125 203V204H124ZM154 203H155V205H154ZM159 203V204H158ZM178 203V202H177ZM177 203H175L176 205H179V204H177ZM196 203L198 204V205H196ZM200 203H202L203 204V206H202V204H200ZM259 203H256V204H259ZM262 203V205H261V207L262 208H264V204ZM131 204V203H130ZM129 204V205H130ZM133 204V203H132ZM134 204V205H135ZM156 204H158V205H156ZM195 204V205H194ZM205 204H207V205H205ZM213 204V205H212ZM125 205V206H124ZM169 205H171V204H169ZM199 205H201L200 207H199ZM211 205V206H210ZM155 206H157V207H155ZM180 206V205H179ZM178 206V207H179ZM194 206V207H193ZM181 207H182V205H181ZM197 207V208H196ZM211 207V208H210ZM190 208L192 209L191 211H190ZM194 208V209H193ZM203 208V209H202ZM200 209V210H199ZM162 210V209H161ZM198 211L199 210V212H196V211ZM211 210V211H210ZM193 211V212H192ZM208 211V212H207ZM243 211V210H242ZM241 211V213H243ZM190 212V213H189ZM155 213V212H154ZM194 213H196V214H194ZM198 213V214H197ZM199 213H203L202 215H199ZM155 214H158V211L155 213ZM198 215V216H197ZM221 215V216H220ZM220 215H219V218L222 220V219H224L223 221H225V219L226 220H229L230 218H227L226 217V215L227 214H225L224 212L222 213H220ZM155 215H153V217H152V219L154 220V223L152 222L153 220H151L149 223L150 224H155V225H159L160 227L159 228H150V229H152V230H150L151 232L153 231V229H155L157 232H159L158 234H161L162 236H164V234H171V231L170 230H172V228L173 227H171V225H168L167 223H166V220L167 219H165V223H164V220L162 219V221H157V220H159V218L158 217H154ZM224 216H225V218H224ZM97 217V216H96ZM96 217H94V218H96ZM196 217V218H195ZM197 217H199L198 219H197ZM223 217V218H222ZM100 217H98V219H99ZM101 218H103V217H101ZM158 218V219H157ZM209 218V219H208ZM157 219V220H156ZM203 219H205V220H203ZM101 220V219H100ZM103 220V219H102ZM101 220V221H102ZM193 220V221H192ZM225 222H227L228 223V221H225ZM229 222H231L233 225H231V227H230V225L228 224L227 226H229V228H231V230H233L234 229V225H235V223L237 224V222H233V221H231V219H230V221ZM164 223V224H163ZM210 223H212V224H210ZM215 223H217V222H215ZM230 223V224H231ZM166 225V227H168L169 226V228H171V229H168V228H166L165 226H163L162 227V225ZM202 224H203V226H202ZM205 224V225H204ZM239 225H240V223H239ZM239 225L237 224L236 225V229L235 230H237V232L235 231V230H233L232 232L230 231V230H228L227 232H228V234H230L231 233V235L234 233L235 234V236H238V234L240 235V238H242V236H241V225H240V227H239ZM210 226V227H209ZM162 228V229H161ZM203 228V229H204ZM233 228V229H232ZM161 229V230H160ZM200 229V228H199ZM155 230L153 231L154 233H156L155 232ZM160 230V231H159ZM170 231V233H169V231ZM205 230H203V234L205 235ZM239 230V231H238ZM166 232V231H168V232H166V233H164V232ZM173 231V230H172ZM230 231V232H229ZM235 231V232H234ZM163 233V234H162ZM236 233H238V234H236ZM208 234H210V233H208ZM169 235H166V236H164V237H162V239H160V241H159V239L157 240V238L158 237H160V236H156L157 238H155L154 240L156 241V247H157V249L155 250H153V251H151V255H150V258L146 261V259H145V261L143 260V262L142 261H140V263H138V264H160V262H162L165 258H168V259H166V260H168L169 261V263L170 264H181V262H182V264H198L197 263V261H195L196 259L195 258H193V256L192 257H190L191 256V254H189V255H187V253H190L188 250V252L186 251V249H184V251H183V248H178V247H176L175 245H174V243H172V244H170V245H173L172 247L169 245L168 246V244H166V243H169L170 242V239L172 238L173 239V237H169ZM207 235V234H206ZM231 235H229L230 237H231ZM75 236H76V234H75ZM80 236V235H79ZM234 235L232 236V237H234V239L236 238ZM17 237V236H16ZM77 237H78V235H77ZM160 237V238H161ZM166 237H168V238H166ZM231 237V238H232ZM164 238H166V239H168V240H166V239H164ZM240 238H238L239 240H240ZM164 239V240H163ZM171 239V240H172ZM163 240V241H162ZM166 240V241H165ZM236 240H237V238H236ZM12 241V240H11ZM158 241V242H157ZM162 241V242H161ZM169 241V242H168ZM238 241V240H237ZM241 241H243V240H241ZM241 241H239V243L241 242ZM244 241H245V244H246V240L244 239ZM244 241L243 242H241V245L242 244H244ZM160 243L161 244H163L164 245V248H162L163 246H161L160 245ZM98 244V245H97ZM159 244V245H158ZM155 245V244H154ZM94 246H95V249H94ZM242 246H244V245H242ZM96 247H99L100 248V244L99 243H96V244H93L92 245V249L94 250V252L95 253H97L98 255H107L108 256V253H106V251H101V248H100V250H99V248H98V250L96 249ZM155 247V246H154ZM153 247V248H154ZM155 247V248H156ZM166 247V248H165ZM169 247V248H168ZM171 247V248H170ZM175 247H176V249L178 248V249H182L181 251L180 250H178V251H176L175 250ZM240 247V246H239ZM246 247V246H245ZM244 247V248H245ZM1 248H3V247H1ZM64 248V249H63ZM62 249H63V251H62V249H61V251L60 252H62L61 254V256H59V257H63V255L65 254V252H67V254L69 253V250L71 249V247L69 246V245H67V246H65V247H63ZM159 248H160V250H159ZM243 247H242V249H244ZM166 251H165V250ZM238 250L239 249H241V247L240 248H237ZM241 249V250H242ZM65 250H67V251H65ZM97 250V251H96ZM161 250H162V252H161ZM236 251V250H234L233 252H234V254H233V258H231V260L233 259V261H231L232 263H236V264H249L250 262V264H252V263H258V261H259V257L257 258V255L256 254H254L253 252H249V251H245V249H244V251H243V253H242V251L240 250V252L239 251ZM65 251V252H64ZM89 251V250H88ZM155 251H156V253H155ZM164 251V252H163ZM168 251L170 252V253H172V251H175V253L173 252L172 254H168ZM180 251V252H179ZM157 252H160V253H157ZM177 252H179V253H177ZM237 252V253H236ZM64 253V254H63ZM182 253V254H181ZM238 253H240V256H238L239 254ZM245 253H247V254H245ZM154 254V255H153ZM173 254H175V255H173ZM237 254V255H236ZM244 254L246 255V256H244ZM152 255H153V258H151L152 257ZM155 255L157 256V257H155ZM160 255H162V256H160ZM163 255H166L165 256V258H164V256ZM187 255V256H186ZM242 255V256H241ZM6 256V255H5ZM7 256L9 257V256H11V254H7ZM161 258H163V259H161ZM179 256V257H178ZM109 257V256H108ZM107 257V261H109V263L111 262V264H113L114 262H117L118 261V263H119V261H120V263L119 264H122L121 263V260H119V259H117V261L114 259V258H111L114 262H112L111 260H109L110 259V257L108 258ZM173 258V259H171V258ZM176 257V258H175ZM181 257V258H180ZM183 257L184 258H186V259H184L185 260V262L183 261ZM236 257H241L240 258V261H237L238 259L236 258ZM175 258V259H174ZM178 258V259H177ZM244 258H246V259H244ZM177 259V260H176ZM181 259H182V261H181ZM234 259H235V262H234ZM244 259V260H243ZM248 259V260H247ZM258 259V260H257ZM88 260V259H87ZM87 260H83V261H81L80 262V264H83L84 262H86V263H84V264H89V261L91 262V260H89L88 261V263H87ZM166 260H164V262H162V263H165V261ZM174 260L175 261H177V262H174ZM178 260H179V263H178ZM251 260V261H250ZM1 261H2V263H1ZM93 261V260H92ZM160 261V262H159ZM173 261V263H171ZM181 261V262H180ZM237 261V262H236ZM7 263V261L5 260V258H0V264H6ZM27 262H29V259H26V260H24V261H22V263L24 264H26ZM58 262H59V260H58ZM142 262V263H141ZM153 262V263H152ZM155 262V263H154ZM157 262V263H156ZM159 262V263H158ZM188 262V263H187ZM228 263H230L229 261H227ZM240 262V263H239ZM260 262V261H259ZM108 262H106L105 261V263H102V264H109ZM161 263V264H162ZM228 263H226V264H228ZM255 263V264H256ZM21 264V263H20ZM91 264H95L94 263V261L91 263ZM123 264H125V263H123ZM260 264V263H259ZM261 264H264V262H261Z\"/></svg>",
	"mask_w": 264,
	"mask_h": 264
}]
</instances>
